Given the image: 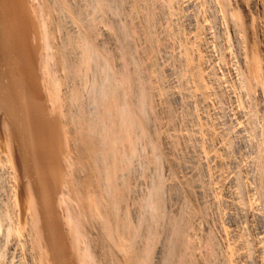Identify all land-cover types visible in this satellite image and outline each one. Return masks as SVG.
I'll return each instance as SVG.
<instances>
[{"label":"rangeland","instance_id":"374dc122","mask_svg":"<svg viewBox=\"0 0 264 264\" xmlns=\"http://www.w3.org/2000/svg\"><path fill=\"white\" fill-rule=\"evenodd\" d=\"M23 1L17 0V2H16V0H7V3L10 6V8L12 7L13 11H15V13H14V19H15L14 27H15V30L17 33V40H16V45L14 46V48H15L14 50H16L14 52V56L16 55L15 57H17V56L19 57V58L17 57V59L19 60V64H18L19 70H20L21 75L25 74V75H23V77L25 78L24 81H26L28 86L32 82L31 85H33V86L30 87V90H31V94L32 93L33 94L29 96V99H33V100L35 99L34 100L35 103H37V104L39 103V108L42 111V113H38L36 118H35V120H36L35 122L36 123L38 122L37 125L40 124L39 125L40 131L37 134V132L34 130V133H36V134H34V136L32 133V137L34 138L33 144H35L33 146L37 147V149H36V147H34L36 150L34 148H32V149H34L35 154H39V156L36 155V157L37 156L39 157V158L37 157V159H38V162L40 164H42L45 161L42 165H40L41 166L40 169H41V172H43L44 176L47 175L45 177V180H44V183L46 182L47 187L44 184V186L41 187L43 189H40V191L41 190L44 191V187L48 188V190L45 188V190H46L45 195H47L48 197H50V196H52V197H50V198H48L46 196L45 197L48 199V200L46 199L47 201H50V203H52L49 205H50V207H52L53 210L51 209L49 211L50 212L53 211L52 213L54 215L51 213V215H53V216H51L49 213H48V215L45 213L47 211V209L42 208V207H44L45 204H47V203L44 204V201H42L43 205L40 203V206L42 205L40 208H42V209H40L39 206L36 208V206H37V204L35 205V203H36L35 199L36 198L33 196L34 191L29 192V190H30V186H29L28 192L31 194L28 193L30 196L27 197L28 202L26 204V207L24 206L25 209H23V211L18 210L19 212H17V216L15 214H13V216H11V218L15 221L13 223V220L10 218L11 219L10 220L11 221L10 222V225H11L10 229L11 230L9 229L10 231H8L7 234L9 235L8 237L11 239V240L8 239V241L10 240L11 242L9 241V243H7V245H6L7 247L4 246L5 248L9 249L8 247L11 245L12 240H15L16 241V248H17V249L15 248L16 252L14 255H12V254L10 255V253L7 252L8 250L6 251V249H4L5 251L4 250L1 251V253L2 252L3 253L0 255V257L1 256L2 257L5 256V257L0 258V261H1L0 264H52L55 262H57L55 264H59V261H60V263H61V261H63V260H61V259H63V257H67L66 262H65L66 264H126V263L127 264H131V263L135 264V263H139V262H135L138 260L140 261V264H141V261L143 259H142V257H141V259H138L140 257H137V256L138 255L141 256L140 254L142 253V251L141 252L139 251L140 254H138L136 256V259H138V260L134 259V261H133V257H135L133 255L137 253L138 249H136V247H139V249H140L142 244L145 245V242L142 241L144 243L141 242L142 244L138 245L137 243L140 242L141 240L136 241L137 243H135V244H137L138 246L136 245L135 250H134V248H132V246L130 247V244H129L130 242H128L129 239H127L129 237V235L126 233L127 232L129 233V232H131V230L133 231V229H135V225H136L135 222L137 220H136L135 215H134L135 212H134V214L132 212L134 211V209L136 210V208H137V207L135 208L136 203L138 204L139 202H141L143 200V197L147 196V194L149 193L148 190L149 191L151 190L152 182L154 181V180L152 181V176L155 174H156V176L158 175L157 178L161 182L162 186L165 185V187H163L164 189H163L162 194L164 197L162 196V199L164 200V205L166 204L164 206L166 208L164 210V213H166V217L168 216V218H169V220H168V218L166 220H168V221L171 220L170 222H172V220L175 221V219H179V221L181 222L180 223L181 229H179V231H178V234L181 232L180 236H178V235L176 236V238L177 237L179 238L177 241V243H178L177 248H179V249L176 248L177 251L178 250L179 251L178 252L175 251V254L176 253H178V254L177 255L174 254L175 258L173 257L174 261L172 262V264H181V263L182 264H185V263L186 264H264V237H263L264 236V222H263V220H264V218H263L264 217V213H263L264 212V198H263L264 195H262V194H264L263 193L264 192V184H263L264 183V167H263L264 166V161H263L264 160V158H263L264 157V150H263V147H264V130H263V127H261V126H263L262 122L264 120V116L262 114V103H261V99H260V94L258 92V90H260L259 88L261 86L263 87V84H264V81H263L264 79L262 78V77H264V59H263L264 58V56H263L264 55L263 54L264 53V37H263L264 36V33H263L264 32L263 31L264 30V28H263L264 27V18H263L264 17V13H263L264 12V6H263L264 0H244V1L243 0H213V1H211V0H208V1L207 0H178V1L177 0H145V1L144 0H120V1L115 0V1H119V2L123 1L122 5H124V6L121 5L122 8H120V3H117V6H119V7H117L118 10H117V8H115L116 12H119V14L110 8H108V9H110V12L104 13V10H103V12L101 11V12H99V14H98V12L96 13V11L99 8L95 7L94 5L97 4V6H100V3L98 0H89V1L88 0H79L81 2L75 0L80 4L79 5L77 2L75 3V4H78V6H80V8L76 7V5L73 4L75 1L71 2V0L65 1L66 6L62 4L61 0H59V2H61V3H59L58 0H25L24 4H23ZM49 1H50V3H49ZM94 1H96V2H94ZM104 1H105L104 5H106L108 0H103V2H101V3L103 4ZM0 2L3 3L0 5L1 6L0 7L1 8L0 14L2 13L3 16L0 15V17H4L5 16L4 2L1 0H0ZM20 2H21V4H20ZM56 2H58L57 4H59L60 6H63V8L66 7L67 10H68V8H70L69 11L71 10V14L75 15V12H76V15H77V13L82 14L83 20L81 19L80 16L78 17L79 14L77 15V17H76V15L74 17V15L69 14L70 12H68L66 10V8L64 9V11H63V8H62V11H60L61 13L64 12V15L62 14L64 16L63 17L59 12V10H61L58 8L59 6L54 5ZM68 2H70L72 6H70V3H68ZM84 2H85V4H83ZM108 2H113V0L108 1ZM236 2H237V4H236ZM256 2L259 5H257ZM67 3L69 4L70 7H67V5H68ZM195 3H197V4H195ZM50 4H51V6L52 5L55 6V8L53 6H52L53 7L52 8L50 6ZM90 4H92V6L94 8H97V10L95 9V11H93L94 8ZM242 4H243V6H242ZM18 5H20V6H18ZM84 5L88 9L83 8ZM162 5H163V7H162ZM175 5H178V6H175ZM209 5H210V7H208ZM49 6L52 9H56V8H58V9L53 10L52 13L51 12L49 13V11H51ZM101 6H103V5H101ZM170 6H172V7L175 6V7L172 8ZM71 7L75 8V9L72 10ZM26 8H28L27 11H26ZM81 8H83V9H81ZM100 8L103 9L105 7L103 6ZM119 8H120V10H119ZM246 8H247V10H246ZM91 9H92V11H91ZM121 9L123 11H121ZM106 10L107 9L105 8V11ZM111 10L114 11L113 14H112L113 11L111 12ZM256 10H258V11H256ZM20 11H23V12H20ZM54 11H56V13ZM57 11L59 12L58 15L60 14L59 16H61V18L62 17L65 18V20L63 18H62L63 20L60 18L61 19L60 22L62 24V21H66L65 26H63L65 23L63 25H61V27H63V28L65 27L64 28L65 31L67 28L66 33L64 32V30H62L63 28H61L59 25L60 22H59V19H57L59 17V16H57ZM65 11H66V14H65ZM73 11H75V12L72 13ZM98 11H100V10H98ZM120 11L122 12L121 15H120V13H121ZM218 12L220 13V15ZM27 13H29V15ZM22 14H23V16H22ZM115 14H117V15H115ZM123 14H124V16H123ZM66 15H70L71 17L73 16L72 19L70 18V16H67V18H70L73 21L68 19V23H67ZM100 15H101V19H100ZM258 15H259V17H258ZM90 16H91V18H90ZM115 16H117V18L120 17L119 20ZM246 17H247V19H246ZM74 18H76V19L78 18V19L76 20ZM220 18H222L224 20H222ZM258 18H260V19L262 18L263 21L259 20ZM79 19L82 20L83 22H86V20L88 19L87 23L89 21L90 22L94 21L93 23L92 22L91 23L94 25V30H96V31L95 32L93 31V26L91 28L92 30L90 29L91 23L89 22L90 25L87 24V25H89L87 27L88 29L86 31L87 34L85 35V33H84L83 38H85V40H87V43L90 42L89 45L93 44L92 46L95 47L94 49H96V47H97L100 52L98 50H96V51H97V53H100V57L103 56V58L106 60V62L108 61L107 67H108L109 72L111 74H113L114 77H116L114 79L119 80L116 83L120 82L121 80L123 82L126 81V83L125 82L123 83L121 81L124 84L121 87L125 88L124 91L127 88V90L125 91L127 93L122 92L123 88L119 87L121 89V92L124 95H126L127 97L128 96L129 97L134 96L137 94L138 90H140V88L137 87V86H139L138 85L139 82L135 78L139 79V77H141L140 78L141 80L139 79L143 83V84H141V86L142 85L144 86V84H146L145 87L147 89L145 88L146 89L145 92L143 91L144 89L141 88L142 91L144 92V98H145V94H147L146 98H148V99H145V109L147 111L145 117L148 115V120L145 119V120H147V122L145 121L146 126H148V127H146L147 129H145V133L148 131L149 134L146 133L147 137H145V139L149 143H151L149 146L152 145L151 148H153V151H151L152 149L150 150L149 149L150 147L148 148L147 146H145L144 151L142 150V155H143L142 157L143 158L148 157V158L144 159L148 166L147 165H145L146 167L144 166L142 173L146 172V171H144V169L145 170L148 169L150 166L149 164L152 165L153 157L155 156L154 154H156V153L158 155V157H157V155H156V157H157V161H158L159 165L156 164V162H155L154 166H156L157 170L155 168H153L154 166L152 165L153 167L150 166L151 170L148 169L149 173L144 174V175L141 174L142 176L140 175L137 177L138 181H136L137 178H134L135 181L134 180L133 181H134V183L136 182L135 183L136 185H134L133 181L131 180L132 178H130V180H129L130 182L128 180L126 181V179H128L127 177L124 179H120L121 181L118 179L119 176L121 175L119 173L121 171L123 173L124 169L129 168L127 164H126V166H123V168H122L123 158L125 156H127L129 153L133 152V150H132L133 147L131 148V145L134 144L132 142V140L133 141L135 140L133 138L130 130L128 131L127 129H125V126H123L124 124H122V121H120L116 117L114 118V114L116 113V111L118 109V107H117L118 102L115 99L109 98V100L107 99V100L103 101L101 104L102 106L104 104L107 105L106 107L103 106L104 109L102 107L103 112L101 111L102 110L101 107H98L97 111L94 114H92V118L97 119V121H98V122L96 121L97 124L99 122L101 123V125H97L98 127L99 126L102 127V125H103L102 123L107 122L108 125L106 123L103 125V131H106V129H108L106 126H110L108 131L112 130L113 126H115L114 128H116L117 131H115L113 129L112 132H110V133L113 134L114 132L115 133L120 132L119 134L117 133L116 136H115V133L113 135H111V136H114L116 141H114V140L112 141L109 139L106 140L105 138L107 136L106 137L104 136L105 138L103 140L102 136L106 133L103 134V131L101 132L102 128L99 127V129L97 128V130H100V131H97V133L101 132V134L99 133L98 136L96 134L95 135L96 137L93 135L95 138L90 134L94 140V143H91V144L87 143L86 140L89 142L91 141V140H89V139H91V138H89L90 137V135L88 134L89 131L86 133L85 131L82 130L85 126V125H83V123H82L83 128H81L82 126L78 125V123L82 120L80 113L76 112V110L80 111V109H79L80 101L79 100L83 101V100H85V98L87 99V96H89V91H90L89 89L92 86L94 79L96 78V75H94V73H93L94 71L93 70L90 71L91 70L90 67L86 68L87 66H89L86 64V62H85L86 60L85 59H84L85 61L83 60L85 63V66H84L83 61L81 62L80 56L82 54L81 55L78 54V53H82L80 49H82V48L84 49V47L82 45L84 43H82L81 45H80V43L83 42L82 36H81L82 32H85V30H83L81 28L82 26H80V25H79V28H81V31L82 30L83 31L82 32L77 31L79 29L77 27L78 23L80 21ZM89 19H92V20H89ZM56 20H58V21H56ZM74 20H76V21L79 20V21L77 23ZM30 21L33 22V24ZM69 21H71V23H69ZM52 22L55 24H53ZM56 22H57V24H56ZM123 22H124V24H123ZM26 23H28V24H26ZM111 23H112V25H110ZM145 23H146V25L144 26ZM80 24H81V22H80ZM84 24L86 25V23H83L81 25H84ZM261 24H263V25H261ZM129 25H130V27H129ZM251 25H252V27H251ZM245 26H246V28H245ZM58 27H60V29H58ZM150 27H151V29H150ZM23 28H25V29H23ZM29 28H32L33 33ZM76 28H77V30H76ZM123 28L127 31H125ZM145 28H147V29H145ZM242 28L244 29V31ZM28 29H29V31H28ZM121 29L124 30L125 32L121 31ZM259 29H261V30L259 31ZM59 30H62V31H59ZM89 30L93 31V33H92L93 35L90 34L91 32H88ZM231 30H234V31H231ZM237 30H238V32H237ZM245 30H246V32H245ZM58 31L61 33V35ZM68 31H70V32H68ZM119 31H121L120 35L122 32H124V33L120 36ZM150 32H151V34H150ZM235 32L239 36L234 34ZM242 32H243V34H242ZM72 33H73V35H72ZM80 33H81V35H78ZM253 33H254V35H253ZM222 34H224L225 36ZM226 34H227V37H226ZM63 36L66 39L67 38H69V39H67V40L65 39L66 41H64V39H62ZM248 36L250 38H248ZM73 37H74V39H73L74 47L72 48V46H71L68 48L66 43L67 42L69 43L68 40H70V38L72 40ZM240 37L243 39H240ZM256 37H257V39H256ZM122 39L124 41L127 40V41H125L127 43L126 45L123 44V41L121 42ZM19 40H20V42H18ZM77 40L78 41L81 40L80 43ZM50 41H52V42H50ZM243 41H244V43H243ZM60 42H62L63 44ZM77 42H78V44H77ZM178 42H180V43H178ZM186 43H187V45H186ZM240 43H242V45ZM179 44L181 46H179ZM243 44H244V47H242ZM245 44L247 47H245ZM75 45H78L77 47H79V48H80V46H82V48H80V49L77 48V50H80V52L74 51L75 54L73 52V55H72L71 50L72 51L75 50V48H76ZM236 45H238V46H236ZM125 46H129V48L126 47V48H128L127 49L128 54L130 53L129 55L125 54V52H123L126 49H124V50L121 49V47L124 48ZM240 47H242V48H240ZM57 48L59 49L60 52L58 51ZM65 48H66V50L68 48V51L71 48L69 51V56L71 55L70 57L75 59L72 68L80 66L78 68V70L80 69L81 72H79L78 74H80V75L82 74L83 76L79 77V75H76L78 72L77 68H76V71H77L76 72L73 69H69V67L66 68V66H65L64 68L67 69V71L69 70V72H67V73H66V70H64L63 68L62 69L60 68L65 63V61H64L65 58L61 56V50L63 53L66 51V50L63 51ZM120 49L122 50V52ZM17 50H18V52H17ZM243 50H244V57H245L246 63L243 62L242 61L243 59L241 58V57H243ZM127 51H126V53H127ZM187 51H188V53H187ZM28 52H29V54H28ZM120 52L124 53L125 57L123 56V54H120ZM178 52H179V54H178ZM184 52H185V55H184ZM15 53H17V54H15ZM58 53H60L61 57L59 56ZM224 53H225V55H224ZM76 55H79V56L76 57ZM83 55H84V53H83ZM127 55L129 57H127ZM181 56H182V58H181ZM183 58H184V60H183ZM224 58H226V59H224ZM78 59H79V61H78ZM36 60H37V62H36ZM130 60L133 63L132 62L129 63ZM186 62H187V64H185ZM78 63H80L81 65H79ZM131 63H132V65H131ZM20 64H21V66H20ZM189 64L193 65V66H190ZM133 65H134V67H133ZM183 65H184V67H183ZM243 65H245V66H243ZM109 67H110V69H109ZM246 67H247L248 71H246ZM58 68H60V69L58 70ZM182 69H184V70H182ZM259 69H261V70H259ZM186 70H188L190 73ZM191 70H193V71H191ZM73 71L76 73H74ZM134 71L135 72L138 71V73H136V74H139V77L135 75ZM181 72H183V73H181ZM185 72H186V74H184ZM240 72H242V73H240ZM70 73H72V75L74 74L73 76H75V77L70 75ZM243 73L245 75L249 76L250 78L248 79V77L243 75ZM85 74H87V75L89 74V75L87 76ZM131 74L135 75L136 77L132 76ZM67 75L69 77H66ZM197 75H199V77ZM130 76H131V78L135 77L134 78L135 81L138 82L137 86L135 83H134L135 85L134 84L130 85V82L132 83V81H133L131 78L129 79ZM72 77H73V79H72ZM77 77L80 78L79 80L81 82L78 80ZM86 77H87V79H86ZM120 77L121 78L123 77L124 80L121 79ZM63 78H65V82H64ZM66 78H67V80H66ZM75 78L80 83L76 82V80H74ZM187 78H189V79H187ZM191 78H193V79H191ZM68 79L70 80V82H68L69 81ZM92 79H93V81H91ZM72 80H74L76 83L74 81L71 82ZM130 80H132V81H130ZM199 80H200V82H199ZM239 81H241V82H239ZM34 82H35V84H34ZM60 83H62V84H60ZM70 83H72V84H70ZM81 83H82V86H81ZM128 83H129V85H128ZM58 84H60V85H58ZM85 84H87V85H85ZM119 84H121V83H119ZM256 84H257V86H256ZM76 85L77 86L80 85V86L77 87ZM132 85H134L135 89H136V87L139 89L133 90L134 88ZM74 86H76L77 88ZM126 86H128V87H126ZM66 88H68V89H66ZM70 88H71V90L74 89V90H72L74 93H72V92L71 93L73 94V96L75 95L76 97L72 96V94L70 93V90H69ZM130 88H132V91H133L132 93H129ZM232 89L235 91H233ZM230 90H232V91H230ZM187 91H192V92H187ZM69 93L71 94L72 97H70ZM233 93H234V95H233ZM78 94H81V95H78ZM35 95H36V97H35ZM148 95H150V96H148ZM79 96L82 98H80ZM69 98L73 101L74 104H77L76 102H79V104L74 105L73 103H70L72 101H70ZM42 99H44V100H42ZM251 101H253V102H251ZM40 102L42 103V105ZM107 102H108V104H107ZM113 102L115 103L114 106L117 107L116 111H114V112L110 111L109 113H105V111L108 112L107 108L108 107L110 108V106L112 104H114ZM234 102L236 103V105ZM259 103H260L261 108L259 106ZM148 104H149V107H148ZM43 106H44V108H43ZM71 106H72V108H73V106L74 107L76 106L77 107V108L75 107L76 110H73L75 108L71 109L70 108ZM256 106H258V107H256ZM67 108L71 109V111ZM111 108H113V105L111 106ZM111 108L109 110H112ZM150 108H152L153 110ZM113 109H115V108H113ZM43 110H46V112H44ZM68 111H69V113L71 112V114H73L72 117L69 116L70 118L75 117L73 123L77 121V117L80 118V121L79 122L77 121L76 125H75V123L73 124L72 122H70L71 124L68 123V120L70 119L66 114V112H68ZM74 111H75V113H74ZM99 111L102 112V116H101V112H99ZM244 111H245V113H244ZM251 111H252V113H251ZM235 112H236V114L234 115ZM109 115H113V118L110 120L108 119ZM40 116H41V119H40ZM104 116H106V117H104ZM54 118H57L59 120L56 121V119H54ZM67 118H68V120H67ZM52 119H54V123H55V121H56V123L60 121L59 123H61V124L58 123L59 126H57L58 124H56V123L55 124L50 123L51 121L53 122ZM75 119H76V121H75ZM48 120H51V121L47 122ZM116 121H118L119 124H117ZM49 123H50V125H52L51 128L49 127V125H47ZM254 125L256 126L255 129H254ZM258 125H260V126H258ZM53 127H54V129H53ZM56 127H59L58 130L59 129L60 130L58 132L62 131L63 134L61 132H60L61 134H59L57 132ZM257 127H258V129H257ZM259 127H260V129H259ZM3 129H4V127H3ZM85 130H87V129H85ZM45 131H47V132H45ZM108 131H106V132H108ZM8 132H9V130L6 131L4 129V132L2 130V132H1V133H3L2 137L5 133L7 135ZM47 134H48V136H47ZM125 134H127V137H128V135H130L128 137V139L133 138L131 141H130V139L129 140L127 139V142H132V143L127 144L126 146H125V144L127 142L124 140V138L126 139V137H124ZM244 134H245V136H244ZM6 135H4V137ZM51 135H53V137ZM55 135L59 136V137L57 136L59 140H57V138L54 137ZM88 135H89V137L87 138ZM100 135H102L101 136V142L103 141L104 144L108 143V142L105 143V141H109V143H111L110 141H112L113 143L117 142V143H114L116 145V144H118V141H119V145H117V146H118V150L121 148L120 149L121 151H119L120 153L118 152V150H116L117 147L114 144L113 145L116 147V148L114 147L116 150V153H115V150H112L114 148L110 149L108 147L109 143L107 144V146H104L103 143L101 144L100 139L98 140V138H100ZM118 135L119 136L122 135V138H123L122 140H124L125 142H123V141L120 142L121 140H119L120 138ZM111 136H109L110 139H113ZM150 136H152V137H150ZM2 137H1V140L2 141L5 140V143L3 142L4 143L3 144L0 142L1 143L0 148H2V149H0V156H4L6 158H7V156H9V158L11 156L12 159H14V156H13L14 151H11L12 145L10 143L9 144L6 143L7 137L5 139ZM50 137H52L53 139L51 140ZM62 138H64V139L62 140ZM71 138H72V140H71ZM81 138H82V140H81ZM117 138H119L118 141H117ZM95 140L98 142V145H97V143L95 144ZM137 140L138 139H136V141ZM57 141H60V143H58V145L56 146ZM136 141H134V142H136ZM143 141L145 142L144 139L142 140V142ZM152 141L155 142V144H157V145H155L157 147L155 150V151H157L156 153H154V149H155L154 147L155 146H153L154 143ZM48 142H50V143H48ZM61 142H64V143L61 144ZM144 142L142 144H144ZM83 143H86V145ZM122 143H124V144L121 145ZM6 144H7V147H9L11 145L10 146L11 148L9 147L10 150H9V148L6 147ZM44 144H46V145H44ZM92 144L97 145L98 148L100 147V151H101L100 153H102V152H104V154H105V152L107 153L108 149H105L106 147L112 151V152L111 151H109V152H111L113 154L115 153V155L112 154L113 155V157H112L111 154H110V156H108L109 155L108 154L109 152H108L105 155V157L107 159L103 158L104 156L101 155L102 156L101 160L105 159L107 161L109 159L108 157L113 158V160H111V162L107 161L108 165L110 163H112V165H109V167L105 166V164H107V162L102 163L104 160L101 161V163L97 164L98 165L97 167H99L101 164H103L102 165L103 167L104 166L107 167L108 171L106 170V172H108L107 174H109V175L112 174V169L115 170L114 173L115 172L116 173L115 174L113 173L114 174L113 181H112V179H107V178H109V177H107V174H106V176H105L106 178L104 180V174L103 173H106V172L103 171L104 168L102 166L99 167L100 168L99 170H101V169H103V170H101V172H98V171L96 172V170H98V168L95 167V165H94L96 173L93 171L94 168L92 169V167H91V165L93 163L91 162L92 164H90V161H92V159H93L91 157V156H93V154H91V156H90V153H91L90 149H92V148H90V146H92ZM39 145H41V146H39ZM61 145H64V146L62 147ZM88 145H89V147H88ZM95 145H93L92 147H94ZM101 145L104 146L103 151L101 149L102 148ZM128 145L130 146L131 149L127 148V147H129ZM54 146L57 147V148L55 147L56 150L54 149ZM82 146H84V147L81 148ZM87 147L90 149H88ZM6 148H7V150H6ZM46 148H48V149H46ZM61 148H62L63 152H62ZM124 148H126V149H124ZM259 148L262 152L259 150ZM96 149L97 148H95V150ZM146 149H147V151H146ZM12 150H13V148H12ZM57 150L60 154H58L56 152ZM82 150H85V152H87V154ZM129 150H131V152L126 153ZM37 151L38 152L42 151V153L40 154V152L38 153ZM52 151H54L56 153V155L57 154L59 155V157L58 156L56 157V155H54L58 161L55 160V158L52 156L53 154H55V153H52ZM88 151H89V153H88ZM150 151H151V153H154V154L153 155L150 154ZM69 152H70V154H69ZM123 153H126V154L124 155ZM131 154H133V153H131ZM85 156H87V157H85ZM120 156H121V162L118 163L120 161L119 160ZM77 157H79V158H77ZM89 157H90V159H87ZM9 158H7V159H9ZM41 158H42V160H41ZM52 158H54L55 163L57 161V163H56L57 166L59 165L57 167L58 173L56 171L57 169H55L53 171L52 169H54V168H51V167H54V165H55V164H53L54 161ZM47 159H49V161ZM82 159H84V160H82ZM150 159H151V161L149 162ZM80 160H82L83 163ZM248 162H249V164H248ZM52 164H53V166H51ZM79 164H80V166H79ZM258 164L260 167L258 166ZM4 165H5V163H4ZM84 165L85 166L87 165V166L84 168ZM117 165H118V167H117ZM110 166H111V168H110ZM55 167H56V165H55ZM71 168H72V170H71ZM81 168H83L84 170ZM116 168H117V170H116ZM259 168H260V170L262 169L261 170L262 172L259 170ZM89 169H91V170H89ZM65 170L66 171L68 170L69 172L68 171L66 172ZM55 171H56V174L54 173ZM91 171H93V172H91ZM110 172H111V174H110ZM125 172H128V170H125ZM155 172H158V174ZM49 173H51V174L54 173L55 175H58V176L57 177L55 176L56 177L55 178L54 175L52 176ZM83 173L86 175H84ZM89 173L90 174L93 173L94 176L90 175ZM96 174L99 176L98 177V179L100 181V182L98 181L99 184L102 181H104L103 183H101V187H100V185L96 184V183H98L97 181H95V180H97ZM43 175H42V181L44 178ZM239 175H240V177H239ZM86 176H88V177H86ZM100 177L101 178L103 177V178L100 179ZM115 178L119 180V182H118L119 187L116 186L118 180L116 181ZM240 178H241V180H239ZM48 179H49V182H48ZM54 179H56V180L59 179L57 182L58 184L55 182L56 180H54ZM93 180L96 183H92ZM108 181H110V183ZM131 181H132V183H131ZM123 182L124 183L129 182L128 184L124 185V187L126 186L125 188L122 187ZM53 183H54V185H53ZM55 184H56V187H55ZM106 184H109V186H107ZM48 186H50V187H48ZM88 186H89V188H88ZM97 186H99V188H101V189H99V190H98V188L96 189ZM120 186L123 189L120 188ZM53 187L56 189H54ZM115 187H118V191L116 189L117 192H115V194L116 195L118 194L119 196H121L123 198V200H121L119 198H117L118 201L116 200V197L118 195L116 196L114 194ZM135 187L137 188V191L135 190L136 189ZM259 188H260V191H259ZM65 189H66V191H65ZM130 189H131V191H132V189H134L138 193L137 194L135 191H134V193H132L133 191L131 192L133 195L137 194L136 196H139V193H140V192H138L139 190L142 193L143 192H147V193L143 194V195L141 193V195L138 197V198H140L143 196L141 198V201H140V199L138 200V198L134 195L133 199H135V201H132L133 200L132 197L128 196V195H130L129 194ZM100 190H101V192H100ZM109 190L111 191V193ZM102 191H104V192H102ZM108 192H109V194H107ZM48 193H49V195H48ZM37 194H38L37 198L39 196L38 199H40L41 194L39 192ZM103 194L105 195V197L107 199L105 197L103 199ZM112 194L115 195L114 201H113L114 196L111 197ZM132 194L130 196H132ZM97 196H100V198ZM134 197H136V198H134ZM38 199H37V201H39ZM96 199H97V201H96ZM116 201H117V203H115V205H119L122 203L121 204L122 206L121 205H119L120 207L117 206V210L119 211V208H120L122 211H120L119 213L123 216H121L120 214H119L120 215L119 217L116 216L117 211L114 212L115 210H112V208L114 209L115 205L112 206L111 202H116ZM121 201H123V202H121ZM190 203H191V205H190ZM108 204L110 206H112V208L110 209L112 211V214L115 213V214H113V215H115L114 216L115 218H113L112 214L109 215L110 217L113 218V221L109 216L108 217L111 219V221L109 219H107L106 213H108V212H104L105 210H107V209H105L106 207L104 205L107 206ZM91 205H93V206L91 207ZM109 205H108L107 211H109ZM38 208H39L40 212H42L41 214L45 213V214H43L44 215L43 217H42V215L38 216L39 215V210H37ZM93 208L97 211L94 212ZM42 210H44V212ZM88 210H89V212H88ZM91 210L93 212H91ZM145 210L149 211L150 209L148 210V208H147ZM181 210H183V211H181ZM110 213L111 212H109V214ZM131 213L133 215H130ZM104 214H106V215H104ZM18 215H19V218H17ZM49 215L51 217L48 218ZM73 215H75V216H73ZM169 215L170 216L172 215L171 218L169 217ZM132 216H133V218H132ZM44 217H46L47 219H45ZM52 217H54V219L52 221H54L56 219L54 221V223L56 222L55 225L57 224V228L59 231L56 229L55 225H54V227H52L53 225L50 226L53 223V222L51 223ZM103 217H104V219H103ZM43 219H45L44 220L45 222L43 221ZM49 219H50V221H49ZM106 219L109 222L104 221ZM114 219H115V221H114ZM19 221H20V223H19ZM42 221L46 225H44L43 223L41 224ZM76 222L79 224H77ZM105 222H107V223L102 224ZM177 222H178V220H177ZM17 223H18L19 227H18ZM80 223H82V224H80ZM83 223L84 224L86 223V225H84ZM99 223H101V225H103L102 227L101 226L100 227L101 228L104 227L105 230L102 229V231L103 232L107 231L106 233L105 232L103 233L101 231L100 227H98V229H97V226H99ZM118 223H119V226H117L116 229H119V227H120L121 230L119 229L118 230L119 232L117 233L116 232L117 230L115 228H113V229H110V228H112V226L115 227L114 225H116V224L118 225ZM167 223H165L166 226L164 224V226H165L164 230H166V231L163 233H164V237H166V239H169V237L171 238L172 234H174L173 231H172L173 233L171 232V230H173L172 229L173 223L171 225L172 228L169 226L171 228V230L168 231V234L166 235L165 233H167V230L170 229V228H167V225H169L170 223H168V224ZM107 224L108 225L111 224L110 228H108V229H107V227H108ZM42 225L44 227L48 228L49 231H47V229L45 228V230L47 232L46 231L44 232L43 231L44 228L42 227ZM132 226L134 228H132ZM81 227H84L85 230ZM54 228H55L54 232H56V230L58 231L55 234L52 233ZM129 228H130V230H129ZM165 228H167V229H165ZM97 230L101 231V233L105 237V239L109 235L110 237H108V238H110V240L107 241L108 239H106V241H105V239H103L101 241L102 243H99V245L96 244V243H98L99 240H101L100 237H102V236L98 235V234H100V232L98 233ZM84 231L87 233H85ZM108 231H110V232H108ZM134 232L135 231H133L132 233H134ZM169 232H171L172 234ZM58 233H60V234H58ZM56 234H58V235H56ZM90 234L91 235L93 234V236L90 237ZM112 234L114 235V238H112L113 237ZM125 234L127 235V238H125V236H124ZM53 235L55 237L56 236L59 237V235H60L59 239L61 238V240L59 243H61V245H62L61 247L65 251V252L61 251L62 254L63 253L65 254V255L63 254L62 255L63 257L61 256V258H60V255H58L60 253V251H57L61 247H58V249L56 248L57 246L55 247V244H56L55 242L57 241V238L56 239L53 238ZM97 235L99 236L100 239L97 238L98 237ZM183 235H185L184 238H183ZM45 236H47V237H45ZM173 236L175 238V234ZM104 237H102V238H104ZM160 237H162V236H160ZM116 238L118 240L117 241L118 243L115 240ZM120 238H122V239L125 238L127 240L124 239L125 241L121 242L123 240ZM163 238H159L160 241L156 240L157 242L155 241V243H154V245L155 244H157V245H155V247L152 248L153 256L151 255L152 256L151 258H153V259L150 258V260H152L154 263L149 260V262H151V264H161V262H163L162 257L164 255V253L162 250H164L165 243H166V242H164V240L167 241L165 238L163 240ZM174 238H172V239H174ZM42 239H48V240H42ZM54 239H55V241H54ZM111 240H113V242ZM47 241L49 243H46ZM179 241L181 244L179 243ZM91 242H93V243L96 242V243L94 245ZM103 242H105V244H106V242H108V243H107V245H105ZM119 243H122L121 244L122 246L125 245V243L129 244V245H125V246H128L129 249L132 248L134 250L132 253H134L135 251H136V253L131 255L132 253H130V252L132 250H130L129 252H126L129 254H127V255H126V253L124 254V252L127 250L126 248H128V247L122 248V246ZM41 244L44 246H42ZM47 244H49V248H48ZM102 244H104L105 248H107V246L110 244V246H108V251H106L107 249L105 250L106 252L102 251V249L100 248L103 246ZM190 244H191V247H190ZM97 245H98V247H97ZM120 246H121V248H119ZM89 247H91L93 249H91ZM94 247H95V249H94ZM117 248H119V249H117ZM98 249L100 251H98ZM121 249H123L122 250L123 252H120ZM124 249H126V250H124ZM142 249H140V250H142ZM153 251H155V252H153ZM51 252H52L53 257L51 255ZM55 255H57V256H55ZM6 256H7V258H6ZM57 257H59L60 260ZM50 258L51 259L53 258V260H51ZM187 258L189 260H187ZM49 259H50V261H49ZM56 259L59 261H57ZM63 263H64V261H63Z\"/></svg>","mask_w":264,"mask_h":264},{"label":"bare ground","instance_id":"6f19581e","mask_svg":"<svg viewBox=\"0 0 264 264\" xmlns=\"http://www.w3.org/2000/svg\"><path fill=\"white\" fill-rule=\"evenodd\" d=\"M1 1H3L4 2V12H5V16L4 17H0V142L1 143H5V140L4 141H2L1 140V137H2V134L3 133H1L2 132V130H3V132H4V129L6 130V131H8L9 130V132L7 133V135H6V133L4 134V135H6L5 137H4V135H3V137L2 138H6L7 137V139H6V143H10L11 145H12V148H13V150H12V148H11V151H14V159H12V157L10 156V158H9V156H7V158H9V159H7L6 157H4V156H0V255L3 253H1V251H3L4 249H6V251L7 252H9L10 253V255L12 254V255H14L15 254V252H16V250H15V248H16V241L15 240H12V243H11V245L8 247L9 249H7V248H5L4 246H6L7 245V243H9V241L11 240L8 236V231H10L11 229H10V227H11V225H10V220L12 219L11 218V216H13V214H15L16 216H17V212H19L18 210H22L23 211V209H25V207H26V204H27V197L28 196H30L29 194H31V193H29L30 191L31 192H33L34 191V197L36 198L35 200V205L37 204V206H36V208L39 206V208L43 205L42 204V201H44V204L45 203H47V204H45V206L44 207H42V208H46L47 209V211L45 212L47 215H48V213L51 215V213L53 212H50L49 210H51L52 209V207H50V205L49 204H52V203H50V201H47L48 199L46 198V197H48L47 195H45L46 194V190H45V188L47 187L46 186V182L44 183V180H45V177L47 176H44L43 175V172H41V166L40 165H42V164H40L39 162H38V159H37V157L39 156V154H35V151H34V147H36V146H33V145H35V144H33V142H34V138L32 137V133H33V136H34V134H36V133H34V130L37 132V134L39 133V131H40V124L39 125H37V123L35 122L36 120H35V118H36V116H37V114L38 113H42V111L40 110V108H39V103L37 104V103H35V99L33 100V99H29V96L30 95H32L31 94V90H30V87H32L33 85H31L32 84V82H31V84L28 86V84L26 83V81H24L25 80V78L23 77V75H25V74H23V75H21L20 74V70H19V60L17 59V57H15L14 56V52L16 51V50H14L15 48H14V46L16 45V40H17V33H16V30H15V27H14V24H15V19H14V13H15V11H13V8L11 7L10 8V6L8 5V3H7V0H1ZM23 1V0H22ZM25 1V0H24ZM24 1H23V4H24ZM65 1L66 0H61V2H62V4L63 5H65ZM73 1H75V0H71V2H73ZM77 1H79V0H77ZM77 1H75L73 4H75ZM89 1V0H88ZM99 1V3H100V6H97V4L96 5H94L95 7H98L99 9L98 10H100V11H98L97 10V8H94L93 6H92V4H90L93 8H94V10L93 11H95V9L97 10L96 11V13L98 12V14H99V12H103V10H104V13L106 12H110V9H113L115 12H116V10H115V8H117V7H119V6H117V3H120V8H122L121 7V5H122V2H119V1H115V0H113V2H108V1H111V0H108L107 1V3H106V5H104L105 4V1H104V3L102 4L101 2H103V0H98ZM145 1V0H144ZM178 1V0H177ZM208 1V0H207ZM211 1H213V0H211ZM244 1V0H243ZM16 2H17V0H16ZM15 2V3H16ZM53 2V1H52ZM51 2V3H52ZM58 2H59V0H58ZM58 2H56L54 5H57V6H59L58 8L59 9H61V10H59V12L60 11H62V8H63V6H60L59 4H57ZM61 2H59V3H61ZM79 2H81V1H79ZM94 2H96V1H94ZM164 2V1H163ZM162 2V3H163ZM168 2V1H167ZM215 2V1H214ZM241 2V1H240ZM246 2V1H245ZM49 3H50V1H49ZM68 3H70V2H68ZM67 3V4H68ZM78 3V2H77ZM87 3V2H86ZM172 3V2H171ZM177 3V2H176ZM239 3V2H238ZM262 3V2H261ZM1 4H3L2 2H0V5ZM20 4H21V2H20ZM79 4V3H78ZM78 4H75L76 5V7H79L80 8V6H78ZM83 4H85V2L83 3ZM82 4V5H83ZM95 4V3H94ZM125 4V3H124ZM168 4V3H167ZM178 4V3H177ZM195 4H197V3H195ZM208 4V3H207ZM216 4V3H215ZM226 4V3H225ZM236 4H237V2H236ZM240 4V3H239ZM245 4V3H244ZM249 4V3H248ZM256 4H257V2H256ZM80 5V4H79ZM99 5V4H98ZM101 5H103L107 10L105 11V8H103V9H101L100 7H103V6H101ZM172 5V4H171ZM246 5V4H245ZM257 5H259V4H257ZM18 6H20V5H18ZM50 6H51V4H50ZM49 6V7H50ZM53 6V5H52ZM51 6V7H52ZM56 6V7H57ZM66 6V5H65ZM70 6H72L71 5V3H70ZM69 6V4L67 5V7H70ZM122 6H124V5H122ZM165 6V5H164ZM175 6H178V5H175ZM174 6V7H175ZM196 6V5H195ZM215 6V5H214ZM220 6V5H219ZM230 6V5H229ZM242 6H243V4H242ZM264 6V5H263ZM1 7V6H0ZM26 7V6H25ZM50 7V9H51V11H49V13L51 12L52 13V11L53 10H56V9H58V8H56V9H52L53 7L55 8V6H53L52 8ZM61 7V8H60ZM90 7V6H89ZM91 7V8H92ZM128 7V6H127ZM154 7V6H153ZM162 7H163V5H162ZM170 7H172V6H170ZM174 7H172V8H174ZM208 7H210V5L208 6ZM218 7V6H217ZM250 7V6H249ZM254 7V6H253ZM22 8V7H21ZM43 8V7H42ZM66 8V7H65ZM65 8H63V11H64V9ZM83 8H87L85 5H84V7ZM83 8H81V9H83ZM108 8H110V9H108ZM120 8H119V10H120ZM124 8V7H123ZM1 9V8H0ZM69 9L70 8H68V10H67V8H66V10L68 11V12H70L69 14H71V10L69 11ZM71 9L73 10V9H75V8H73V7H71ZM88 9V8H87ZM132 9V8H131ZM164 9V8H163ZM171 9V8H170ZM177 9V8H176ZM231 9V8H230ZM241 9V8H240ZM244 9V8H243ZM249 9V8H248ZM258 9V8H257ZM28 10V8H26V11ZM113 10H111V12L113 11ZM117 10H118V8H117ZM125 10V9H124ZM161 10V9H160ZM232 10V9H231ZM246 10H247V8H246ZM17 11V10H16ZM25 11V10H24ZM42 11V10H41ZM89 11V10H88ZM91 11H92V9H91ZM114 11L112 12V14L114 13ZM121 11H123L122 9H121ZM120 11V12H121ZM151 11V10H150ZM175 11V10H174ZM245 11V10H244ZM254 11V10H253ZM256 11H258V10H256ZM262 11V10H261ZM260 11V12H261ZM18 12V11H17ZM20 12H23V11H20ZM29 12V11H28ZM44 12V11H43ZM55 13H56V11H54ZM53 12V13H54ZM58 11H57V16H59L60 14L62 15H64V12L63 13H61L60 12V14L58 15V13H59ZM67 12V13H68ZM75 11H73L72 13H74ZM133 12V11H132ZM143 12V11H142ZM259 12V13H260ZM116 13H118L119 14V12H116ZM125 13V12H124ZM127 13V12H126ZM139 13V12H138ZM151 13V12H150ZM154 13V12H153ZM152 13V14H153ZM219 13V12H218ZM245 13V12H244ZM264 13V12H263ZM28 15H29V13H27ZM65 14H66V11H65ZM79 13H77V15H78ZM122 14V12L120 13V15ZM142 14V13H141ZM144 14V13H143ZM151 14V15H152ZM164 14V13H163ZM174 14V13H173ZM261 14V13H260ZM1 16H3L2 15V13L0 14ZM20 15V14H19ZM53 15V14H52ZM62 15V16H63ZM71 15H74V14H71ZM75 15H76V12H75ZM75 15H74V17H75ZM77 15H76V17H77ZM85 15V14H84ZM94 15V14H93ZM92 15V16H93ZM103 15V14H102ZM115 15H117V14H115ZM128 15V14H127ZM172 15V14H171ZM219 15H220V13H219ZM227 15V14H226ZM248 15V14H247ZM22 16H23V14H22ZM25 16V15H24ZM49 16V15H48ZM67 16H70V15H66V18H67ZM81 17V19L83 20V15L82 14H79L78 15V17ZM87 16V15H86ZM123 16H124V14H123ZM230 16V15H229ZM244 16V15H243ZM16 17V16H15ZM27 17V16H26ZM64 17V16H63ZM62 17V18H63ZM73 17V16H72ZM72 17L70 16V18L72 19ZM89 17V16H88ZM116 18H117V16H115ZM128 17V16H127ZM149 17V16H148ZM160 17V16H159ZM258 17H259V15H258ZM262 17V16H261ZM61 18V16H59L57 19H59V22H60V20L62 19H60ZM70 18H67V23H68V19L69 20H71ZM87 18V17H86ZM90 18H91V16H90ZM120 18V17H119ZM119 18H117L118 20H119ZM130 18V17H129ZM238 18V17H237ZM264 18V17H263ZM28 19V18H27ZM30 19V18H29ZM64 20H65V18H63ZM62 19V20H63ZM74 19H76V18H74ZM78 19V18H77ZM76 19V20H77ZM100 19H101V15H100ZM125 19V18H124ZM220 19H222V18H220ZM226 19V18H225ZM233 19V18H232ZM246 19H247V17H246ZM245 19V20H246ZM252 19V18H251ZM259 20H262V18L260 19V18H258ZM76 20H74L75 22H77L78 23V21L80 20H78V21H76ZM82 20H80L79 21V23H78V28H79V25L80 26H82L81 28L83 29V30H85V32H82L81 31V28H79L78 30H77V28H76V30L77 31H81L82 32V35H81V33L80 34H78V35H81L82 36V40H83V42H81L80 43V41H78L79 43H80V45L82 44V43H84V44H82L83 45V47H84V49L82 48V46H80V48H82V49H80L79 47H77L78 45H75V50H71V53H72V55H73V52L75 51V52H80V50H81V52L82 53H78V54H82L83 55V53H84V55L81 57L80 56V60H81V62L84 60L85 62H86V64L87 65H89V66H87L86 68H89L90 67V71H94L93 73H94V75H96V78L94 79V82H93V84H92V86L90 87V91H89V96H87V99L85 98V100H83V101H81V100H79L80 101V104H79V102H76L77 104H74L73 103V101L69 98V100L70 101H72V102H70L69 100V102L70 103H73L74 105H78L79 104V109H80V111H77L76 110V108L73 106V108H75V109H73L72 108V106L70 107L71 109H73V110H76V112H79L80 113V115H81V119L83 120H81L80 121V118H78L77 117V121L79 122L78 123V125H80V126H82L81 128H83V125H85L84 126V128L82 129L83 131H85L86 133L89 131V135L91 134L92 136L94 135H96L97 134V136L99 135V133L101 134V132L103 131V125L106 123L107 124V122H103L102 124V127L101 126H99L100 128H102L101 129V132H99V133H97V131H100V130H97V128L99 129V127L97 126V125H101V123L99 124H97V119H93L92 118V114H94L96 111H97V109H98V107H101V109H102V107L104 106V107H106L107 105H101L102 104V102L103 101H105V100H109V98H111V99H115L117 102H118V105H117V107H118V109H117V107L116 106H114L115 105V103L114 104H112L113 105V108H115V109H113V108H111V106H110V108L113 110H109L108 108H107V111L108 112H106L105 111V113H109L110 111L111 112H114V111H116V109H117V111H116V113L114 114V118L116 117L117 119H119L120 121H122V124H124L123 126H125V129H127L128 131L130 130V132H131V134H132V136H133V138L135 139L134 141H136V139H138L136 142H134L131 138H129L130 139V141L132 140V142L134 143V144H132L131 145V148H132V150H133V152H131V150H129V151H127L126 153H129V152H131V153H133V154H131V153H129L127 156H123L124 158H123V163H122V168H123V166H126V164L128 165V169L126 168V169H124L123 171V173H122V171L119 173V174H121L120 176H119V180L120 179H124V178H128V179H126V181L128 180H130V178H132L131 180L133 181L134 180V178H137L138 176H140L141 174H147V173H149V170H151L150 168L151 167H153L155 164V162H156V164H158L159 165V163H158V161H157V157H158V155H157V151H155L156 150V146L155 145H157V144H155V142H153L154 144H153V146H155L154 148V153H156V154H154V153H151V151H153V148H151V146H149L151 143H149L146 139H145V137H147V134L146 133H148V131L145 133V129H147L146 127H148V126H146V122H147V120H148V115L145 117V115H146V109H145V99H148V98H146V95L147 94H145V98H144V92L146 91V87H145V85L146 84H144V86L142 85L141 86V84H143L142 83V81H140L141 79V77H139V74H136V73H138V71L137 72H135V75L136 76H138L139 77V79L138 78H135L136 76L135 75H132V76H135V77H132L131 78V76L129 77V79L131 78L132 80H130V81H132V83L130 82V85L131 84H136V86H137V84H138V82H139V86H137V87H139L140 88V90H138V92H137V94L136 95H134V96H126V95H124L122 92H125L126 90H127V88H126V90L124 91V89L125 88H123V87H121V86H123L124 84V82L126 83V81H120V82H118V83H116L117 81H119V80H116V79H114V78H116V77H114V75L113 74H111L110 72H109V70H108V67H107V65H108V61L106 62V60L103 58V56H101L100 57V53H97V51L96 50H98L99 51V49L96 47V49H94L95 47H93L92 45H89V43H87V40H85V38H83L84 36H83V34L85 33V35L87 34L86 33V31H87V27L90 25V23L92 22H94V21H89L88 23H87V20H86V22H83ZM84 20V21H85ZM89 20H92V19H89ZM154 20V19H153ZM222 20H224V19H222ZM236 20V19H235ZM56 21H58V20H56ZM71 21H73V20H71ZM71 21H69V23H71ZM129 21V20H128ZM131 21V20H130ZM243 21V20H242ZM263 21V20H262ZM20 22V21H19ZM31 22V21H30ZM80 22H81V24H83V23H86V25L87 24H89V25H81L80 24ZM114 22V21H113ZM122 22V21H121ZM126 22V21H125ZM32 24H33V22H31ZM53 23V22H52ZM65 23V24H64ZM91 23V27H90V29L92 28V26H93V31L95 32L96 30H94V25ZM96 23V22H95ZM94 23V24H95ZM109 23V22H108ZM115 23V22H114ZM151 23V22H150ZM233 23V22H232ZM240 23V22H239ZM238 23V24H239ZM255 23V22H254ZM21 24V23H20ZM26 24H28V23H26ZM53 24H55V23H53ZM56 24H57V22H56ZM64 24V25H63ZM123 24H124V22H123ZM131 24V23H130ZM153 24V23H152ZM30 25V24H29ZM60 27H61V25H63V26H65L66 25V21H62V24H61V22H60ZM76 25V24H75ZM96 25V24H95ZM110 25H112V23L110 24ZM114 25V24H113ZM146 25V23L144 24V26ZM241 25V24H240ZM244 25V24H243ZM246 25V24H245ZM253 25V24H252ZM252 25H251V27H252ZM261 25H263V24H261ZM34 26V25H33ZM32 26V27H33ZM70 26V25H69ZM86 28H84V27ZM119 26V25H118ZM238 26V25H237ZM236 26V27H237ZM24 27V26H23ZM27 27V26H26ZM55 27V26H54ZM60 27H58V29H60ZM71 27V26H70ZM74 27V26H73ZM117 27V26H116ZM122 27V26H121ZM129 27H130V25H129ZM152 27V26H151ZM151 27H150V29H151ZM235 27V28H236ZM250 27V26H249ZM260 27V26H259ZM258 27V28H259ZM52 28V27H51ZM57 28V27H56ZM61 28H63V27H61ZM65 28V27H64ZM64 28L62 29V30H64ZM114 28V27H113ZM127 28V27H126ZM148 28V27H147ZM147 28H145V29H147ZM245 28H246V26H245ZM261 28V27H260ZM264 28V27H263ZM23 29H25V28H23ZM31 31H32V33H33V30H32V28H29ZM29 29H28V31H29ZM55 29V28H54ZM124 29V28H123ZM131 29V28H130ZM144 29V28H143ZM149 29V30H150ZM233 29V28H232ZM243 29V28H242ZM62 30H59V31H62ZM69 30V29H68ZM74 30V29H73ZM92 30V29H91ZM125 30V29H124ZM124 30H122L121 29V31H124ZM148 30V31H149ZM236 30V29H235ZM248 30V29H247ZM250 30V29H249ZM253 30V29H252ZM261 29H259V31H260ZM58 31V32H59ZM72 31V30H71ZM76 31V32H77ZM93 31H88V32H91L90 34L91 35H93L92 33H93ZM121 31H119V35H120V32ZM125 31H127V30H125ZM124 31V32H125ZM151 31V30H150ZM231 31H234V30H231ZM242 31V30H241ZM243 31H244V29H243ZM258 31V30H257ZM264 31V30H263ZM21 32V31H20ZM64 32L66 33L67 32V28H66V31L64 30ZM68 32H70V31H68ZM75 32V33H76ZM124 32H122L121 33V35L124 33ZM237 32H238V30H237ZM245 32H246V30H245ZM249 32V31H248ZM252 32V31H251ZM250 32V33H251ZM57 33V32H56ZM60 33V32H59ZM63 33V32H62ZM74 33V34H75ZM78 33V32H77ZM76 33V34H77ZM127 33V32H126ZM147 33V32H146ZM233 33V32H232ZM262 33V32H261ZM264 33V32H263ZM51 34V33H50ZM68 34V33H67ZM75 34V35H76ZM133 34V33H132ZM150 34H151V32H150ZM234 34H236V32L234 33ZM242 34H243V32H242ZM241 34V35H242ZM23 35V34H22ZM60 35H61V33H60ZM63 35V34H62ZM72 35H73V33H72ZM118 35V34H117ZM118 35V36H119ZM120 35V36H121ZM129 35V34H128ZM222 35H224V34H222ZM237 35V34H236ZM235 35V36H236ZM253 35H254V33H253ZM263 35V34H262ZM54 36V35H53ZM127 36V35H126ZM225 36V35H224ZM237 36H239V35H237ZM47 37V36H46ZM62 37V36H61ZM71 37V36H70ZM75 37V36H74ZM74 37L72 38V40H71V38H70V40H68L69 41V43L67 42L66 43V45H67V47L69 48V47H71L72 46V48L74 47V45H73V39H74ZM129 37V36H128ZM131 37V36H130ZM179 37V36H178ZM226 37H227V34H226ZM234 37V36H233ZM264 37V36H263ZM119 38V37H118ZM180 38V37H179ZM248 38H250L249 36H248ZM254 38V37H253ZM54 39V38H53ZM62 39H64V41H66L67 39H69V38H65L64 36H63V38ZM66 39V40H65ZM132 39V38H131ZM181 39V38H180ZM240 39H243V38H241L240 37ZM245 39V38H244ZM256 39H257V37H256ZM60 40V39H59ZM120 40V39H119ZM227 40V39H226ZM263 40V39H262ZM36 41V40H35ZM76 41V40H75ZM123 41V44L124 45H126L127 43L125 42V41H127V40H121V42ZM182 41V40H181ZM18 42H20V40L18 41ZM17 42V43H18ZM30 42V41H29ZM50 42H52V41H50ZM78 42H77V44H78ZM125 42V43H124ZM229 42V41H228ZM239 42V41H238ZM247 42V41H246ZM257 42V41H256ZM55 43V42H54ZM60 43H62V42H60ZM75 43V42H74ZM178 43H180V42H178ZM237 43V42H236ZM243 43H244V41H243ZM26 44V43H25ZM63 44V43H62ZM76 44V43H75ZM241 45H242V43H240ZM133 45V44H132ZM186 45H187V43H186ZM229 45V44H228ZM239 45V44H238ZM238 45H236V46H238ZM251 45V44H250ZM256 45V44H255ZM262 45V44H261ZM63 46V45H62ZM130 46V45H129ZM129 46H125L124 48L123 47H121V49L122 50H124V49H126V50H124L123 52H125V54H128V51H127V49L129 48ZM179 46H181L180 44H179ZM232 46V45H231ZM240 46V45H239ZM254 46V45H253ZM28 47V46H27ZM126 47H128V48H126ZM183 47V46H182ZM181 47V48H182ZM185 47V46H184ZM242 47H244V44H243V46ZM242 47H240V48H242ZM245 47H247L246 46V44H245ZM19 48V47H18ZM68 48H67V50H66V48L63 50V51H65V52H63L62 53V50H61V56L62 57H64L65 58V63L60 67L61 69L63 68L64 70H66V73L67 72H69V70L67 71V69H65L64 67L66 66V68H68L69 67V69H73L74 71H76V68H77V70H78V68L80 67H74V68H72V66H73V63H74V61H75V59L74 58H71L70 56H69V51H70V49H69V51H68ZM77 48L78 49H80V50H77ZM120 48V47H119ZM131 48V47H130ZM186 48V47H185ZM255 48V47H254ZM58 49V48H57ZM120 49V50H121ZM132 49V48H131ZM229 49V48H228ZM237 49V48H236ZM248 49V48H247ZM23 50V49H22ZM25 50V49H24ZM35 50V49H34ZM122 50H121V52H122ZM240 50V49H239ZM249 50V49H248ZM58 51H59V49H58ZM57 51V52H58ZM84 51V52H83ZM103 51V50H102ZM126 51H127V53H126ZM130 51V50H129ZM181 51V50H180ZM17 52H18V50H17ZM24 52V51H23ZM60 52V51H59ZM75 52H74V54H75ZM100 52V51H99ZM120 52V54H123V56L125 55L124 53H121ZM183 52V51H182ZM238 52V51H237ZM254 52V51H253ZM33 53V52H32ZM65 53V54H64ZM70 53V54H71ZM187 53H188V51H187ZM239 53V52H238ZM249 53V52H248ZM256 53V52H255ZM262 53V52H261ZM15 54H17V53H15ZM21 54V53H20ZM23 54V53H22ZM28 54H29V52H28ZM57 54V53H56ZM59 54V56H60V53H58ZM130 54V53H129ZM128 54V55H129ZM178 54H179V52H178ZM183 54V53H182ZM227 54V53H226ZM250 54V53H249ZM248 54V55H249ZM264 54V53H263ZM54 55V54H53ZM127 55V57H129ZM132 55V54H131ZM184 55H185V52H184ZM190 55V54H189ZM224 55H225V53H224ZM58 56V55H57ZM58 56V57H59ZM60 56V57H61ZM79 55H76V57H78ZM187 56V55H186ZM228 56V55H227ZM252 56V55H251ZM257 56V55H256ZM264 56V55H263ZM28 57V56H27ZM125 57V56H124ZM189 57V56H188ZM224 57V56H223ZM243 57H244V50H243ZM243 57H241L243 60V62H245V57L243 58ZM250 57V56H249ZM254 57V56H253ZM19 58V57H18ZM23 58V57H22ZM83 58V59H82ZM102 58V59H101ZM181 58H182V56H181ZM185 58V57H184ZM184 58H183V60H184ZM21 59V58H20ZM60 59V58H59ZM62 59V58H61ZM125 59V58H124ZM128 59V58H127ZM131 59V58H130ZM186 59V58H185ZM224 59H226V58H224ZM264 59V58H263ZM26 60V59H25ZM174 60V59H173ZM236 60V59H235ZM250 60V59H249ZM252 60V59H251ZM77 61V60H76ZM78 61H79V59H78ZM77 61V62H78ZM84 61H83V63H84ZM186 61V60H185ZM188 61V60H187ZM223 61V60H222ZM241 61V62H242ZM248 61V60H247ZM254 61V60H253ZM36 62H37V60H36ZM60 62V61H59ZM130 62H132L131 60L129 61V63ZM191 62V61H190ZM251 62V61H250ZM249 62V63H250ZM256 62V61H255ZM133 63V62H132ZM132 63H131V65H132ZM240 63V62H239ZM246 63V62H245ZM248 63V64H249ZM257 63V62H256ZM79 65H81L80 63H78ZM110 64V63H109ZM184 64V63H183ZM185 64H187V62L185 63ZM194 64V63H193ZM241 64V63H240ZM247 64V65H248ZM35 65V64H34ZM181 65V64H180ZM190 65V64H189ZM252 65V64H251ZM262 65V64H261ZM20 66H21V64H20ZM84 66H85V63H84ZM186 66V65H185ZM190 66H193V65H190ZM238 66V65H237ZM243 66H245V65H243ZM260 66V65H259ZM112 67V66H111ZM124 67V66H123ZM133 67H134V65H133ZM178 67V66H177ZM183 67H184V65H183ZM242 67V66H241ZM25 68V67H24ZM60 68H58V70L60 69ZM83 68V67H82ZM85 68V67H84ZM122 68V67H121ZM190 68V67H189ZM233 68V67H232ZM109 69H110V67H109ZM244 69V68H243ZM63 70V71H64ZM80 70V69H79ZM78 70V72H77V74L76 75H79V77L80 76H83L82 74L80 75V74H78L79 72H81V70L79 71ZM133 70V69H132ZM136 70V69H135ZM142 70V69H141ZM182 70H184V69H182ZM235 70V69H234ZM238 70V69H237ZM245 70V69H244ZM259 70H261V69H259ZM56 71V70H55ZM62 71V72H63ZM72 71V70H71ZM73 71V72H74ZM87 71V70H86ZM111 71V70H110ZM181 71V70H180ZM186 71H188V70H186ZM191 71H193V70H191ZM242 71V70H241ZM246 71H248L247 70V67H246ZM76 72H74V73H76ZM88 72V71H87ZM189 72V71H188ZM195 72V71H194ZM234 72V71H233ZM23 73V72H22ZM33 73V72H32ZM36 73V72H35ZM55 73V72H54ZM58 73V72H57ZM64 73V72H63ZM83 73V72H82ZM92 73V74H93ZM116 73V72H115ZM129 73V72H128ZM181 73H183V72H181ZM190 73V72H189ZM192 73V72H191ZM240 73H242V72H240ZM263 73V72H262ZM125 74V73H124ZM184 74H186V72L184 73ZM193 74V73H192ZM195 74V73H194ZM232 74V73H231ZM261 74V73H260ZM70 75H72V73H70ZM74 75V74H73ZM72 75V76H73ZM85 75H87V74H85ZM89 75V74H88ZM87 75V76H88ZM123 75V74H122ZM180 75V74H179ZM191 75V74H190ZM240 75V74H239ZM243 75H245L244 73H243ZM251 75V74H250ZM29 76V75H28ZM118 76V75H117ZM198 77H199V75H197ZM245 76H247V75H245ZM259 76V75H258ZM257 76V77H258ZM26 77V76H25ZM65 77V76H64ZM66 77H69L68 75L66 76ZM73 77H75V76H73ZM73 77H72V79H73ZM95 77V76H94ZM182 77V76H181ZM192 77V76H191ZM230 77V76H229ZM237 77V76H236ZM248 77V79L250 78L249 76H247ZM61 78V77H60ZM78 78V77H77ZM92 78V77H91ZM119 78V77H118ZM121 78V77H120ZM138 81H135V79ZM253 78V77H252ZM251 78V79H252ZM260 78V77H259ZM263 79H264V77H262ZM35 79V78H34ZM64 79V82H65V78H63ZM80 78H78V80H79ZM86 79H87V77H86ZM121 79H123V77L121 78ZM187 79H189V78H187ZM191 79H193V78H191ZM198 79V78H197ZM240 79V78H239ZM243 79V78H242ZM241 79V80H242ZM258 79V78H257ZM66 80H67V78H66ZM69 80V79H68ZM74 80H76V78L74 79ZM74 80H72L71 82H73ZM124 80V79H123ZM80 81V80H79ZM89 81V80H88ZM87 81V82H88ZM91 81H93V79L91 80ZM244 81V80H243ZM262 81V80H261ZM260 81V82H261ZM264 81V80H263ZM59 82V81H58ZM68 82H70V80L68 81ZM75 82V81H74ZM76 82H78L77 80H76ZM75 82V83H76ZM81 82V81H80ZM80 82H78V83H80ZM128 82V81H127ZM137 82V83H136ZM197 82V81H196ZM199 82H200V80H199ZM234 82V81H233ZM239 82H241V81H239ZM30 83V82H29ZM63 83V82H62ZM62 83H60V84H62ZM77 83V84H78ZM119 83H121V84H119ZM146 83V82H145ZM182 83V82H181ZM187 83V82H186ZM202 83V82H201ZM237 83V82H236ZM244 83V82H243ZM34 84H35V82H34ZM60 84H58V85H60ZM70 84H72V83H70ZM84 84V83H83ZM88 84V83H87ZM87 84H85V85H87ZM134 84V85H135ZM204 84V83H203ZM238 84V83H237ZM241 84V83H240ZM253 84V83H252ZM119 85V86H118ZM128 85H129V83H128ZM134 85H132L133 86V90H137V89H139V88H137L136 87V89H135V87H134ZM195 85V84H194ZM259 85V84H258ZM66 86V85H65ZM77 86V85H76ZM76 86H74V87H76ZM78 86H80V85H78ZM77 86V87H78ZM81 86H82V83H81ZM131 86V87H132ZM190 86V85H189ZM192 86V85H191ZM196 86V85H195ZM194 86V87H195ZM242 86V85H241ZM256 86H257V84H256ZM261 86V85H260ZM72 87V86H71ZM76 87V88H77ZM119 87H121V88H123V90H122V92H121V89L119 88ZM125 87V86H124ZM126 87H128V86H126ZM200 87V86H199ZM231 87V86H230ZM239 87V86H238ZM245 87V86H244ZM254 87V86H253ZM35 88V87H34ZM73 88V87H72ZM144 89L143 91H142V89ZM146 88V89H145ZM188 88V87H187ZM196 88V87H195ZM203 88V87H202ZM241 88V87H240ZM249 88V87H248ZM257 88V87H256ZM255 88V89H256ZM54 89V88H53ZM66 89H68V88H66ZM120 89V90H119ZM228 89V88H227ZM260 90H258V92H259V94H260V99H261V103H262V114H263V116H264V84H263V87L261 86L260 88H259ZM70 90V93L72 92V93H74L72 90H74V89H72L71 90V88L69 89ZM191 90V89H190ZM193 90V89H192ZM196 90V89H195ZM233 90V89H232ZM232 90H230V91H232ZM37 91V90H36ZM35 91V92H36ZM67 91V90H66ZM129 93H132L133 91H132V88H130L129 89ZM201 91V90H200ZM229 91V92H230ZM233 91H235V90H233ZM237 91V90H236ZM34 92V93H35ZM65 92V91H64ZM187 92H192V91H187ZM257 92V91H256ZM69 93V94H70ZM71 93V94H72ZM85 93V92H84ZM125 93H127V92H125ZM71 94H70V97H72L73 96V94H72V96H71ZM254 94V93H253ZM40 95V94H39ZM42 95V94H41ZM78 95H81V94H78ZM77 95V96H78ZM227 95V94H226ZM233 95H234V93H233ZM232 95V96H233ZM148 96H150V95H148ZM190 96V95H189ZM254 96V95H253ZM256 96V95H255ZM35 97H36V95H35ZM67 97V96H66ZM73 97H76L75 95L73 96ZM80 97V96H79ZM229 97V96H228ZM33 98V97H32ZM42 98V97H41ZM40 98V99H41ZM68 98V97H67ZM80 98H82V97H80ZM232 98V97H231ZM234 98V97H233ZM247 98V97H246ZM66 99V98H65ZM42 100H44V99H42ZM251 100V99H250ZM147 101V100H146ZM232 101V100H231ZM246 101V100H245ZM249 101V100H248ZM61 102V101H60ZM75 102V101H74ZM233 102V101H232ZM251 102H253V101H251ZM41 103V102H40ZM235 103V102H234ZM107 104H108V102H107ZM41 105H42V103H41ZM101 105V106H100ZM234 105V104H233ZM235 105H236V103H235ZM240 105V104H239ZM244 105V104H243ZM258 105V104H257ZM231 106V105H230ZM259 106H260V103H259ZM41 107V106H40ZM65 107V106H64ZM68 107V106H67ZM104 107H103V109H104ZM147 107V106H146ZM148 107H149V104H148ZM256 107H258V106H256ZM43 108H44V106H43ZM252 108V107H251ZM260 108H261V106H260ZM42 109V108H41ZM67 109H69V108H67ZM71 109H69L70 111H71ZM100 109V108H99ZM103 109L101 110L102 112H103ZM150 109H152V108H150ZM153 110V109H152ZM242 110V109H241ZM41 111V112H40ZM44 112H46V110H43ZM101 111H99V112H101ZM43 112V113H44ZM102 112H101V116H102ZM240 112V111H239ZM261 112V111H260ZM62 113V112H61ZM69 111L68 112H66V114H67V116L69 117H72V115L73 114H71V112L69 113ZM73 113V112H72ZM74 113H75V111H74ZM244 113H245V111H244ZM251 113H252V111H251ZM250 113V114H251ZM258 113V112H257ZM46 114V113H45ZM71 114V115H70ZM236 114V112L234 113V115ZM239 114V113H238ZM261 114V113H260ZM255 115V114H254ZM253 115V116H254ZM258 115V114H257ZM39 116V115H38ZM43 116V115H42ZM66 116V117H67ZM243 116V115H242ZM252 116V115H251ZM69 117V118H70ZM104 117H106V116H104ZM150 117V116H149ZM153 117V116H152ZM257 117V116H256ZM75 118V117H74ZM74 118H70L69 120H68V118H67V120H68V123H70V122H72L73 123V121H74ZM113 118V115H109L108 116V119L110 120V119H112ZM263 118V117H262ZM40 119H41V116H40ZM43 119V118H42ZM46 119V118H45ZM48 119V118H47ZM54 119H56V121L57 120H59V119H57V118H54ZM54 119H52L53 120V122L51 121V120H48L47 122H49V121H51L50 123H54ZM65 119V118H64ZM145 119H147V120H145ZM258 119V118H257ZM256 119V120H257ZM261 119V118H260ZM259 119V120H260ZM238 120V119H237ZM247 120V119H246ZM254 120V119H253ZM252 120V121H253ZM258 120V121H259ZM263 120V119H262ZM42 121V120H41ZM56 121H55V123H56ZM75 121H76V119H75ZM77 121L76 122H74L75 123V125L77 124ZM86 123H85V122ZM97 121V122H96ZM146 121V122H145ZM60 122V121H59ZM59 122H57L56 124H58ZM117 122V124H119V122L118 121H116ZM42 123V122H41ZM45 123V122H44ZM50 123L49 124H47V125H49V127L51 128L52 127V125H50ZM54 123V124H55ZM73 123V124H74ZM82 123H83V125H82ZM149 123V122H148ZM239 123V122H238ZM244 123V122H243ZM242 123V124H243ZM250 123V122H249ZM253 123V122H252ZM59 124H61V123H59ZM59 124L57 125V126H59ZM63 124V123H62ZM71 124V123H70ZM262 124H263V126H261V127H263V130H264V120H263V122H262ZM108 125V124H107ZM149 125V124H148ZM2 126V127H1ZM72 126V125H71ZM106 126V125H105ZM122 126V127H123ZM258 126H260V125H258ZM3 127H4V129H3ZM48 127V126H47ZM79 127V126H78ZM108 129H109V127L110 126H106ZM112 127V126H111ZM115 126H113V129L115 130V131H117L116 130V128H114ZM255 125H254V129H255ZM44 128V127H43ZM49 128V129H50ZM57 128V132L60 130H58V128L59 127H56ZM105 128V127H104ZM119 128V127H118ZM117 128V129H118ZM247 128V127H246ZM48 129V130H49ZM53 129H54V127H53ZM85 129H87V130H85ZM108 129H106V131H108ZM112 129V130H113ZM120 129V128H119ZM124 129V128H123ZM243 129V128H242ZM257 129H258V127H257ZM256 129V130H257ZM259 129H260V127H259ZM43 130V129H42ZM52 130V129H51ZM112 130H109L108 132H106V131H103V134L104 133H106V134H102V135H100V138H98V140L100 139V142H101V136L103 137V140H104V138L107 140V139H109V140H114V141H116L115 140V138H114V136H111V135H113V134H111L110 132H112ZM149 130V129H148ZM245 130V129H244ZM54 131V130H53ZM56 131V130H55ZM155 131V130H154ZM153 131V132H154ZM259 131V130H258ZM257 131V132H258ZM42 132V131H41ZM45 132H47V131H45ZM61 133H62V131H60ZM60 132H58L59 134H61ZM74 132V131H73ZM254 132V131H253ZM256 132V133H257ZM55 133V132H54ZM57 133V134H58ZM72 133V132H71ZM85 133V134H86ZM108 133V134H107ZM118 133V132H117ZM117 133H115V136H116V134ZM120 133V132H119ZM118 133V134H119ZM261 133V132H260ZM58 134V135H59ZM63 134V133H62ZM75 134V133H74ZM79 134V133H78ZM123 134V133H122ZM149 134V133H148ZM57 135V136H58ZM65 135V134H64ZM89 135L87 136V138L89 137ZM90 135V137L89 138H91V139H89V140H91L90 142L89 141H87L86 140V142L87 143H94V140H93V138H92V136ZM152 135V134H151ZM250 135V134H249ZM257 135V134H256ZM47 136H48V134H47ZM52 137H53V135H51ZM56 135L54 136V137H56L57 138V140H59L58 139V137H57ZM61 136V135H60ZM63 136V135H62ZM78 136V135H77ZM81 136V135H80ZM86 136V135H85ZM93 136V137H94ZM105 136V137H104ZM109 136H111L113 139H110V137ZM119 136V135H118ZM130 135H128V137H129ZM244 136H245V134H244ZM251 136V135H250ZM262 136V135H261ZM52 137H50L51 138V140L53 139ZM96 137V136H95ZM94 137V138H95ZM124 137H126V139L124 138V140L127 142V139H128V137H127V134H125V136ZM149 137V136H148ZM150 137H152V136H150ZM263 137V136H262ZM61 138V137H60ZM70 138V137H69ZM120 138V139H119ZM119 138H117V141H118V139L119 140H121L120 142H125L124 140H122L123 138H122V135L121 136H119ZM247 138V137H246ZM64 138H62V140H63ZM68 139V138H67ZM86 139V138H85ZM128 139V140H129ZM145 140V142H144V144H142L143 142H142V140ZM152 139V138H151ZM263 139V138H262ZM38 140V139H37ZM36 140V141H37ZM48 140V139H47ZM71 140H72V138H71ZM70 140V141H71ZM81 140H82V138H81ZM252 140V139H251ZM66 141V140H65ZM84 141V140H83ZM112 141H110L111 143H109V141H105V143L106 142H108V143H106V144H104L103 143V141L101 142V144L103 143L104 144V146H107V144H108V147L110 148V149H112V148H114L115 146L117 147V149L116 150H118V146L117 145H119V141H118V144H114V143H117V142H112ZM56 142V141H55ZM132 142H127L126 144H125V146L127 145V144H130V143H132ZM0 143V144H1ZM3 143V144H4ZM48 143H50V142H48ZM58 143H60V141H57V144H56V146L58 145ZM62 143H64V142H61V144ZM97 143V145H98V142L95 140V144ZM149 143V144H148ZM261 143V142H260ZM2 144V145H3ZM42 144V143H41ZM54 144V143H53ZM83 144H85L86 145V143H83ZM89 144V145H90ZM95 144H92V146L93 145H95ZM115 146H114V145ZM124 143H122L121 145H123ZM38 145V144H37ZM44 145H46V144H44ZM82 145V144H81ZM89 145H88V147H89ZM97 145H95L94 147H92V146H90V148H92V149H90V148H88V149H90V156H91V154H93V156H91L93 159H92V161H90V164H92L91 165V167H92V169L94 168V165H95V167H97L98 165V163H101V161H103L102 163H106L107 161H110L111 162V160H113V158H110V157H108L109 159L106 161L105 159H103V158H106L105 157V155L109 152V151H111L109 148H105V149H108L107 151V153L105 152V154H104V152H102V153H100L101 151H100V147L98 148V146ZM100 145V144H99ZM110 145V146H109ZM143 145V146H142ZM259 145V144H258ZM263 145V144H262ZM5 146V145H4ZM39 146H41V145H39ZM52 146V145H51ZM56 146H54V149H55V147ZM62 147L64 146V145H61ZM60 146V147H61ZM104 146H102L101 145V149H102V151H103V148H104ZM129 146V145H128ZM145 146H147L151 151H150V154H154L155 156L153 157V163H152V165L151 164H149L150 166H149V170L148 169H144V171H146L145 173H142L143 172V168H144V166L145 165H147L146 164V161L144 160L145 158H148V157H145V158H143L142 156V150L144 151V148H145ZM1 147V146H0ZM6 147H7V144H6ZM9 147H7V148H9ZM78 147V146H77ZM84 146H82L81 148H83ZM115 147V148H116ZM5 148V147H4ZM7 148H6V150H7ZM10 148H9V150H10ZM32 148H34V149H32ZM39 148V147H38ZM44 148V147H43ZM57 148V147H56ZM79 148V147H78ZM80 148V149H81ZM86 148V149H87ZM95 148H97L96 150H95ZM115 148L114 149H112V150H115ZM128 149L130 148V146L129 147H127ZM130 148V149H131ZM160 148V147H159ZM158 148V149H159ZM261 148V147H260ZM260 148H259V150H260ZM0 149H2V148H0ZM36 149H37V147H36ZM35 149V150H36ZM46 149H48V148H46ZM65 149V148H64ZM85 149V150H86ZM87 149V150H88ZM104 149V150H105ZM121 149V148H120ZM118 150V152L119 151H121V150ZM124 149H126V148H124ZM123 149V150H124ZM8 150V151H9ZM56 150V149H55ZM61 150H62V148H61ZM85 150H82V151H84L85 152ZM92 150V151H91ZM116 150H115V153H116ZM255 150V149H254ZM258 150V151H259ZM263 150H264V147H263ZM146 151H147V149H146ZM145 151V152H146ZM261 151V150H260ZM2 152V151H1ZM6 152V151H5ZM38 152V151H37ZM40 152V151H39ZM38 152V153H39ZM45 152V151H44ZM58 154H60L59 152H58V150L56 151ZM62 152H63V150H62ZM66 152V151H65ZM112 152V151H111ZM111 152H109L108 154V156H110V154L112 155L113 153H111ZM159 152V151H158ZM257 152V151H256ZM262 152V151H261ZM7 153V152H6ZM42 153V151L40 152V154ZM46 153V152H45ZM49 153V152H48ZM52 153H55L54 151H52ZM82 153V152H81ZM86 154H87V152H85ZM88 153H89V151H88ZM115 153L113 154V155H115ZM120 153V152H119ZM126 153H123L124 155L126 154ZM147 153V152H146ZM56 155V153L55 154H53L52 156L55 158V156L54 155H56V157L58 156L59 157V155ZM69 154H70V152H69ZM159 154V153H158ZM259 154V153H258ZM36 155H38L37 157H36ZM83 155V154H82ZM81 155V156H82ZM104 156L102 159L103 160H101V157L102 156ZM113 155H112V157H113ZM122 155V154H121ZM156 155H157V157H156ZM61 156V155H60ZM80 156V157H81ZM84 156V155H83ZM88 156V155H87ZM87 156H85V157H87ZM118 156V155H117ZM150 156V155H149ZM161 156V155H160ZM39 158V157H38ZM46 158V157H45ZM49 158V157H48ZM51 158V157H50ZM54 158H52L53 159V164H55L56 165V167H55V165H54V167H51V168H54V169H52L53 171L55 170V169H57L56 171H57V173H58V166H57V159L55 158V160H57L56 161V163H55V160H54ZM68 158V157H67ZM77 158H79V157H77ZM143 158V159H142ZM162 158V157H161ZM160 158V159H161ZM264 158V157H263ZM12 159V160H11ZM76 159V158H75ZM87 159H90V157L89 158H87ZM107 159V158H106ZM159 159V160H160ZM41 160H42V158H41ZM40 160V161H41ZM48 161H49V159H47ZM77 160V159H76ZM82 160H84V159H82ZM82 160H80V161H82ZM119 162L118 163H120L121 162V156H120V158H119ZM162 160V159H161ZM160 160V161H161ZM61 161V160H60ZM151 161V159L149 160V162ZM258 161V160H257ZM264 161V160H263ZM42 162V161H41ZM52 162V161H51ZM92 162V163H91ZM261 162V161H260ZM3 163V164H2ZM4 163H5V165H4ZM39 163V164H38ZM65 163V162H64ZM82 163H83V161H82ZM86 163V162H85ZM84 163V164H85ZM117 163V164H118ZM256 163V162H255ZM47 164V163H46ZM53 164L51 165V166H53ZM88 164V163H87ZM124 164V165H123ZM248 164H249V162H248ZM78 165V164H77ZM89 165V164H88ZM103 164H101L100 166H102ZM109 165H112V163H110ZM109 165H108V162H107V164H105V166H107V167H109ZM257 165V164H256ZM74 166V165H73ZM72 166V167H73ZM79 166H80V164H79ZM87 166V165H86ZM85 165H84V168L86 167ZM99 166V167H100ZM103 167L104 168V170L103 169H101V170H103L104 172H106V170H107V167ZM148 166V165H147ZM258 166H259V164H258ZM257 166V167H258ZM263 166V165H262ZM50 167V166H49ZM69 167V166H68ZM82 167V166H81ZM99 167H97L98 168V170H96V172L98 171V172H101V170H99L100 168ZM114 167V166H113ZM117 167H118V165H117ZM146 167V166H145ZM260 167V166H259ZM264 167V166H263ZM106 168V169H105ZM110 168H111V166H110ZM153 168H155L156 169V166H154ZM161 168V167H160ZM81 169H83V168H81ZM46 170V169H45ZM50 170V169H49ZM71 170H72V168H71ZM84 170V169H83ZM89 170H91V169H89ZM116 170H117V168H116ZM125 170H128V172H125ZM148 170V171H147ZM154 170V169H153ZM152 170V171H153ZM157 170V169H156ZM155 170V171H156ZM259 170H260V168H259ZM258 170V171H259ZM262 170V169H261ZM260 170V171H261ZM43 171V170H42ZM47 171V170H46ZM56 171L54 172L55 174H56ZM66 171V170H65ZM68 171V170H67ZM66 171V172H67ZM94 172H95V168H94V170H93ZM93 171H91V172H93ZM108 171V170H107ZM114 169H112V174H111V172H110V174L112 175H109V174H107L108 172H106V173H103L104 174V180H105V176H106V174H107V177H109V178H107V179H112V181H113V178H114V174L116 173H114ZM69 172V171H68ZM95 172V173H96ZM154 172V171H153ZM152 172V173H153ZM251 172V171H250ZM262 172V171H261ZM42 173V174H41ZM51 174V173H49V174H51L52 176L54 175V177L56 176H58V175H55V174ZM114 173V174H113ZM117 173V174H118ZM155 173H157L158 174V172H155ZM257 173V172H256ZM80 174V173H79ZM84 174V173H83ZM90 174V173H89ZM98 174V173H97ZM96 174V175H97ZM102 174V175H103ZM116 174V175H117ZM118 174V175H119ZM262 174V173H261ZM42 175H43V181H42ZM72 175V174H71ZM78 175V174H77ZM76 175V176H77ZM84 175H86V174H84ZM90 175H93V173L92 174H90ZM89 175V176H90ZM99 175V174H98ZM97 175V180H95V181H99V179H98V176ZM117 175V176H118ZM153 175V174H152ZM151 175V176H152ZM60 176V175H59ZM79 176V175H78ZM94 176V175H93ZM142 176V175H141ZM150 176V175H149ZM158 176V175H157ZM157 176H156V174L155 175H153L152 176V188H151V190L149 191L148 190V194H147V196H145V197H143V200L141 201V198L142 197H140V198H138L140 195H141V191L139 190L138 192H140L139 193V196H136L138 193L136 192L137 191V186L134 188V189H132V191H131V189L128 191L129 192V194L131 195L132 193H134V191L137 193V194H134L137 198H138V200L140 199V201L141 202H139L138 200V204L136 203V205H135V208H136V210L134 209V211L132 212L133 214H134V212H135V218H136V222H135V224L137 225H135V229H133V231H135L134 233H132L133 231L131 230V232H127L126 234H128L129 235V237L127 238V235L125 234L124 236H125V238H127V239H129V241L128 242H130L129 244H130V247L132 246V248H134V250H135V247H136V245L138 244H142V243H144L145 242V245L144 244H142V246H141V248L140 249H142V250H140L139 249V247H136V249H138L137 250V253H136V251L134 252V253H136V254H134V253H132L134 250L131 248V249H129V247L128 246H125V245H129V244H126L125 243V245H121L122 243H119L121 246H122V248L123 247H128V248H126V249H124V250H126L125 252H124V254L126 253V252H129L130 250H132L130 253H132L131 255H133V256H135V257H133V261H134V259H136V256L138 255V254H140L139 253V251L141 252L142 251V253L140 254L141 256H137V257H140V258H138V259H141V257H142V261H141V264H151V262H153L152 260H150V258L153 256V253H152V248H154L155 247V245H157V244H155L154 245V243H155V241L156 240H159V238H163L164 237V233L163 232H165L166 230H164V227L166 226V224L165 223H170L169 225H167V228H172V223H173V230H171V228L170 229H168L167 230V233H165L166 235L168 234V231H170L171 230V232L173 231L174 232V234H175V238H174V234H172L171 232H169V233H171L172 234V237L170 238L169 237V239H166V237H164L167 241H165L164 240V238H163V240H164V242H166L165 243V247H164V250H162L163 251V253H164V255H163V262H161V264H172V262L174 261L173 260V257H174V254H175V251L176 252H178L177 251V249H179V248H177V246H178V243H177V241H178V237L176 238V236L178 235V236H180V233L178 234V231H179V229H181V222L179 221V219H175V221L174 220H172V222H170V221H168L169 220V218H168V216L166 217V213H164V210L166 209L164 206L166 205H164V200L162 199V196H163V187H165V185L164 186H162V184H161V182L159 181V179L157 178ZM50 177V176H49ZM55 177V178H56ZM86 177H88V176H86ZM112 177V178H111ZM239 177H240V175H239ZM242 177V176H241ZM65 178V177H64ZM79 178V177H78ZM77 178V179H78ZM93 178V177H92ZM103 178V177H102ZM101 177H100V179H102ZM117 178V177H116ZM115 178V179H116ZM53 179V178H52ZM60 179V178H59ZM58 179V180H59ZM96 179V178H95ZM118 179H116V181L118 180ZM258 179V178H257ZM54 180H56V179H54ZM58 180H56L55 182L57 183L58 182ZM79 180V179H78ZM119 180L117 181V185L116 186H118V182H119ZM239 180H241V178L239 179ZM102 181V180H101ZM111 181V182H112ZM121 181V180H120ZM132 181H131V183H132ZM135 181V180H134ZM134 181H133V183H134ZM136 181H138V178H137V180ZM236 181V180H235ZM255 181V180H254ZM48 182H49V179H48ZM53 182V181H52ZM81 182V181H80ZM83 182V181H82ZM100 182V181H99ZM99 182L98 183H96V182H94V180H93V182L92 183H96V184H98V185H100V187H101V183H103L104 181H102L100 184H99ZM109 183H110V181H108ZM115 182V181H114ZM125 182V181H124ZM123 182V186L122 187H124V185L125 184H128L129 182H127V183H124ZM261 182V181H260ZM72 183V182H71ZM76 183V182H75ZM88 183V182H87ZM91 183V184H92ZM113 183V182H112ZM136 183V182H135ZM134 183V185H136ZM241 183V182H240ZM248 183V182H247ZM256 183V182H255ZM44 184H45V186L46 187H44V191H40V189H43V188H41V187H43L44 186ZM48 184V183H47ZM51 184V183H50ZM58 184V183H57ZM90 184V185H91ZM95 184V185H96ZM151 184V183H150ZM264 184V183H263ZM42 185V186H41ZM53 185H54V183H53ZM88 185V184H87ZM94 185V184H93ZM92 185V186H93ZM107 186H109V184H106ZM239 185V184H238ZM243 185V184H242ZM245 185V184H244ZM261 185V184H260ZM29 186H30V190H29ZM114 186V185H113ZM112 186V187H113ZM145 186V185H144ZM235 186V185H234ZM237 186V185H236ZM248 186V185H247ZM39 187V188H38ZM48 187H50V186H48ZM55 187H56V184H55ZM105 187V186H104ZM119 187V186H118ZM118 187H115V191H114V194H115V192H117L118 191ZM121 186H120V188H122ZM126 187V186H125ZM124 187V188H125ZM259 187V186H258ZM38 188V189H37ZM54 188V187H53ZM88 188H89V186H88ZM91 188V187H90ZM94 188V187H93ZM98 188V190L99 189H101V188H99V186H97L96 187V189ZM171 188V187H170ZM253 188V187H252ZM47 190H48V188H46ZM54 189H56V188H54ZM85 189V188H84ZM107 189V188H106ZM105 189V190H106ZM116 189H117V191H116ZM123 189V188H122ZM144 189V188H143ZM246 189V188H245ZM28 190H29V192H28ZM63 190V189H62ZM77 190V189H76ZM180 190V189H179ZM247 190V189H246ZM55 191V190H54ZM65 191H66V189H65ZM73 191V190H72ZM87 191V190H86ZM108 191V190H107ZM110 191V190H109ZM147 191V190H146ZM244 191V190H243ZM252 191V190H251ZM254 191V190H253ZM259 191H260V188H259ZM40 193L41 194V198L40 199H38L39 198V196H38V198H37V193ZM52 192V191H51ZM57 192V191H56ZM62 192V191H61ZM100 192H101V190H100ZM99 192V193H100ZM102 192H104V191H102ZM106 192V191H105ZM127 192V193H128ZM132 192V193H131ZM248 192V191H247ZM262 192V191H261ZM29 193V194H28ZM80 193V192H79ZM96 193V192H95ZM110 193H111V191H110ZM113 193V192H112ZM126 193V194H127ZM147 192H143L142 193V195L143 194H146ZM243 193V192H242ZM259 193V192H258ZM264 193V192H263ZM102 194V193H101ZM105 194V193H104ZM103 194V199H104V197H105V195ZM107 194H109V192L107 193ZM239 194V193H238ZM48 195H49V193H48ZM116 195V194H115ZM115 195H113L112 194V196L111 197H113V201H114V198H115ZM118 195V194H117ZM116 195V196H117ZM130 195H128L129 197H132V199H133V194H132V196H130ZM262 195H264V194H262ZM46 196V197H45ZM261 196V195H260ZM45 197V198H44ZM50 197H52V196H50ZM50 197H48V198H50ZM97 197H99L100 198V196H97ZM102 197V196H101ZM124 197V196H123ZM136 197H134V198H136ZM164 197V196H163ZM242 197V196H241ZM244 197V196H243ZM262 197V196H261ZM106 198V197H105ZM117 198H119V199H121V200H123V198L121 197V196H117L116 197V200H117ZM264 198V197H263ZM30 199V198H29ZM37 199L39 200V201H37ZM47 199V200H46ZM72 199V198H71ZM87 199V198H86ZM107 199V198H106ZM131 199V198H130ZM131 199V200H132ZM32 200V199H31ZM52 200V199H51ZM109 200V199H108ZM166 200V199H165ZM169 200V199H168ZM242 200V199H241ZM47 201V202H46ZM96 201H97V199H96ZM118 201V200H117ZM117 201L116 202H111L112 203V206L113 205H115V203H117ZM132 201H135V199H133ZM136 201V202H137ZM243 201V200H242ZM38 202V203H37ZM49 202V203H48ZM77 202V201H76ZM93 202V201H92ZM91 202V203H92ZM121 202H123V201H121ZM120 202V203H121ZM263 202V201H262ZM31 203V202H30ZM40 203L42 204L41 206H40ZM108 203V202H107ZM114 203V204H113ZM39 204V205H38ZM80 204V203H79ZM102 204V203H101ZM110 204V203H109ZM108 204V205H109ZM122 204V203H121ZM121 204H119V205H121ZM69 205V204H68ZM94 205V204H93ZM93 205H91V207L93 206ZM108 205L106 206V205H104L106 208L105 209H107L108 210ZM119 205H115L114 206V209L112 208V206H110L109 205V211H107V210H103L104 212H108V213H106V214H104V215H106L107 217V219H109L110 221H111V219H112V221H113V218H115L114 216L115 215H113V214H115V213H113L112 214V211L110 210L111 208H112V210H115L114 212H116V216H120L121 214L119 213L120 211H122L120 208H119V211L117 210V206L118 207H120ZM138 205V206H137ZM190 205H191V203H190ZM25 206V207H24ZM89 206V205H88ZM87 206V207H88ZM103 206V207H104ZM122 206V205H121ZM50 207V208H49ZM116 207V208H115ZM187 207V206H186ZM31 208V207H30ZM39 208L37 209V210H39ZM42 208H40V209H42ZM100 208V207H99ZM122 208V207H121ZM148 208V210L149 211H146L145 209H147ZM169 208V207H168ZM94 209V208H93ZM188 209V208H187ZM45 210V209H44ZM44 210H42L43 212H44ZM53 210V209H52ZM27 211V210H26ZM49 211V212H48ZM94 212H96L97 210H93ZM92 210H91V212H93ZM167 211V210H166ZM181 211H183V210H181ZM88 212H89V210H88ZM109 212H111L110 214H109ZM186 212V211H185ZM27 213V212H26ZM42 212H40V210H39V215L38 216H40V215H42V217L44 216L43 214H45V213H43V214H41ZM103 213V212H102ZM130 214V215H133V214ZM264 213V212H263ZM22 214V213H21ZM53 214V213H52ZM113 215V218L112 217H110L109 215ZM120 214V215H119ZM24 215V214H23ZM48 216V218L49 217H51V216H53V215H51V216ZM56 215V214H55ZM76 215V214H75ZM75 215H73V216H75ZM81 215V214H80ZM85 215V214H84ZM168 215V214H167ZM180 215V214H179ZM25 216V215H24ZM95 216V215H94ZM111 218H109V217ZM121 216H123V215H121ZM172 216V215H171ZM171 216L169 215V217L171 218ZM96 217V216H95ZM99 217V216H98ZM97 217V218H98ZM174 217V216H173ZM263 217V216H262ZM11 218V219H10ZM15 218V217H14ZM17 218H19V215H18V217ZM45 219H47L46 217H44ZM94 218V217H93ZM100 218V217H99ZM132 218H133V216H132ZM134 218V219H135ZM168 218V220H166ZM178 218V217H177ZM264 218V217H263ZM34 219V218H33ZM45 219H43V221L45 220ZM54 219V217H52L51 218V225L50 226H52V227H54V225H55V223H54V221L56 220H54V221H52ZM90 219V218H89ZM92 219V218H91ZM103 219H104V217H103ZM102 219V220H103ZM104 220V221H108V220ZM117 219V218H116ZM13 220V219H12ZM17 220V219H16ZM25 220V219H24ZM85 220V219H84ZM177 220H178V222H177ZM258 220V219H257ZM263 220V219H262ZM41 221V220H40ZM43 221L41 222V224L43 223ZM49 221H50V219H49ZM81 221V220H80ZM87 221V220H86ZM85 221V222H86ZM114 221H115V219H114ZM117 221V220H116ZM15 221L13 220V223H14ZM18 222V221H17ZM45 222V221H44ZM48 222V221H47ZM100 222V221H99ZM109 222V221H108ZM263 222H264V220H263ZM12 223V224H13ZM19 223H20V221H19ZM50 223V222H49ZM77 223V222H76ZM107 222H105V223H102V224H106ZM113 223V222H112ZM111 223V224H112ZM167 223V224H168ZM261 223V222H260ZM44 224V223H43ZM77 224H79V223H77ZM80 224H82V223H80ZM84 224V223H83ZM109 224V223H108ZM107 224V229L108 228H110V226H111V224L110 225H108ZM164 224H165V226H164ZM15 225V224H14ZM17 225H18V223H17ZM16 225V226H17ZM38 225V224H37ZM44 225H46V224H44ZM84 225H86V223L84 224ZM113 225V224H112ZM180 225V226H179ZM56 226V229L58 230V228H57V224L55 225ZM81 226V225H80ZM83 226V225H82ZM89 226V225H88ZM102 227L103 225H101V223H99V226H97V229H98V227ZM115 227H113L112 226V228H110V229H113V228H115L116 229V227L117 226H119V223H118V225L116 224V225H114ZM121 226V225H120ZM170 226V227H169ZM18 227H19V225H18ZM30 227V226H29ZM42 227L44 228V232L46 231L45 230V228L46 227H44L43 225H42ZM100 227V229H101V231H102V229L103 230H105V228L103 227V228H101ZM78 228V227H77ZM81 228H83L84 229V227H81ZM132 228H134L133 226H132ZM131 228V229H132ZM137 228V229H136ZM167 228H165V229H167ZM186 228V227H185ZM184 228V229H185ZM262 228V227H261ZM10 229V230H9ZM26 229V228H25ZM47 229V231H49L48 230V228H46ZM53 229V228H52ZM87 229V228H86ZM119 229L121 230V228L119 227ZM119 229H116L115 231L118 233L119 231ZM22 230V229H21ZM20 230V231H21ZM31 230V229H30ZM40 230V229H39ZM56 230V232H58ZM85 230V229H84ZM129 230H130V228H129ZM46 231V232H47ZM52 231V230H51ZM50 231V232H51ZM55 231V228H54V230H53V234H55L56 232H54ZM78 231V230H77ZM101 231H98L97 230V232L99 233L100 232V234H98V235H100V236H102V237H104L103 235H102V233H101ZM111 231V230H110ZM110 231H108V232H110ZM85 232V231H84ZM103 232V231H102ZM105 232V231H104ZM103 232V233H104ZM107 232V231H106ZM105 232V233H106ZM49 233V232H48ZM85 233H87V232H85ZM163 233V234H162ZM44 234V233H43ZM58 234H60V233H58ZM58 234H56V235H58ZM109 234V233H108ZM107 234V235H108ZM111 234V233H110ZM122 234V233H121ZM120 234V235H121ZM132 234V235H131ZM79 235V234H78ZM87 235V234H86ZM96 235V234H95ZM97 235V236H98ZM105 235V234H104ZM113 235V234H112ZM117 235V234H116ZM115 235V236H116ZM131 235V236H130ZM41 236V235H40ZM52 236V235H51ZM82 236V235H81ZM91 236H93V234L91 235L90 234V237ZM96 236V237H97ZM123 236V237H124ZM160 236H162V237H160ZM184 236L185 235H183V238H184ZM13 237V236H12ZM45 237H47V236H45ZM59 237H60V235H59ZM59 237H55L54 235H53V238H57V241L55 242L56 244H55V247L58 249V247H61L62 245H61V243H59L60 242V240H61V238L59 239ZM102 237H100L101 238V240H99L98 241V243H96V242H91L92 244H94L95 245V243L96 244H98L99 245V243H102L101 241L103 240V239H105V237L104 238H102ZM108 237H110L109 235L107 236V238L106 239H108L107 241H109L110 240V238H108ZM264 237V236H263ZM49 238V237H48ZM94 238V237H93ZM92 238V239H93ZM97 238H99V236L97 237ZM99 238V239H100ZM112 238H114V235H113V237ZM125 238H120V239H122L123 241H121V242H124L125 240H127V239H125ZM172 238H174V239H172ZM182 238V237H181ZM8 239H10L9 241H8ZM13 239V238H12ZM55 239H54V241H55ZM87 239V238H86ZM89 239V238H88ZM106 239H105V241H106ZM125 239V240H124ZM42 240H48V239H42ZM97 240V239H96ZM116 240V242L118 241L117 240V238L115 239ZM141 240V241H140ZM181 240V239H180ZM20 241V240H19ZM38 241V240H37ZM88 241V240H87ZM95 241V240H94ZM112 242H113V240H111ZM136 241H140V242H136ZM142 241H144V242H142ZM160 241V240H159ZM158 241V242H159ZM162 241V240H161ZM11 242V241H10ZM25 242V241H24ZM53 242V241H52ZM127 242V241H126ZM142 242V243H141ZM157 242V241H156ZM43 243V242H42ZM46 243H49L48 241L46 242ZM60 245H59V244ZM104 244H105V242H103ZM107 243L108 242H106V244L105 245H107ZM115 243V242H114ZM118 243V242H117ZM135 243H137V244H135ZM179 243H180V241H179ZM89 244V243H88ZM104 244H102L103 246H104ZM118 244V245H119ZM181 244V243H180ZM32 245V244H31ZM42 245V244H41ZM59 245V246H58ZM93 245V246H94ZM98 245H97V247H98ZM135 245V246H134ZM137 245V246H138ZM144 245V246H143ZM154 245V246H153ZM18 246V245H17ZM22 246V245H21ZM42 246H44V245H42ZM47 246H48V248H49V244H47ZM102 246V247H103ZM108 246H110V244L108 245ZM108 246H107V248H105V246L102 248V247H100L101 249H102V251H105L106 249V251H108ZM121 246L119 247V248H121ZM7 247V246H6ZM38 247V246H37ZM54 247V248H55ZM158 247V246H157ZM180 247V246H179ZM190 247H191V244H190ZM20 248V247H19ZM47 248V247H46ZM71 248V247H70ZM89 248H91V247H89ZM119 248H117V249H119ZM177 248V249H176ZM17 249V248H16ZM38 249V248H37ZM53 249V248H52ZM61 249V250H60ZM59 250H57V251H60V253L58 254V255H60V258H61V256L64 254H62L61 253V251H64L63 249H62V247L60 248ZM91 249H93V248H91ZM94 249H95V247H94ZM43 250V249H42ZM123 249H121V251L120 252H123L122 251ZM156 250V249H155ZM5 251V250H4ZM24 251V250H23ZM51 251V250H50ZM90 251V250H89ZM93 251V250H92ZM98 251H100L99 249H98ZM105 251V252H106ZM18 252V251H17ZM53 252V251H52ZM52 252H51V255H52ZM65 252V251H64ZM153 252H155V251H153ZM20 253V252H19ZM99 253V252H98ZM158 253V252H157ZM161 253V252H160ZM8 254V253H7ZM6 254V255H7ZM31 254V253H30ZM33 254V253H32ZM44 254V253H43ZM54 254V253H53ZM57 254V253H56ZM127 254H129V253H126V255ZM178 253H176L175 255H177ZM9 255V256H10ZM20 255V254H19ZM65 255V254H64ZM152 255V256H151ZM187 255V254H186ZM39 256V255H38ZM55 256H57V255H55ZM185 256V255H184ZM2 257V256H1ZM0 257V258H1ZM3 257H5V256H3ZM2 257V258H3ZM52 257H53V255H52ZM63 257V256H62ZM155 257V256H154ZM6 258H7V256H6ZM47 258V257H46ZM49 258V257H48ZM59 260H60V258L59 257H57ZM66 258L67 257H63V259H61V260H63L64 261V263H63V261H61V263L62 264H66L65 262H66ZM96 258V257H95ZM175 258V257H174ZM51 259V258H50ZM50 259H49V261H50ZM138 259H136V260H138ZM151 259H153V258H151ZM14 260V259H13ZM36 260V259H35ZM51 260H53V258L51 259ZM57 260V259H56ZM59 260H57V261H59ZM127 260V259H126ZM129 260V259H128ZM149 260L151 261V262H149ZM183 260V259H182ZM187 260H189L188 258H187ZM176 261V260H175ZM1 262V261H0ZM11 262V261H10ZM19 262V261H18ZM128 262V261H127ZM135 262H139V263H135V264H140V261L138 260V261H135ZM13 263V262H12ZM51 263V262H50ZM55 263H57V262H55ZM55 263H52V264H55ZM60 263V261H59V264H61ZM134 263V262H133ZM154 263V262H153ZM157 263V262H156ZM127 264V263H126ZM132 264V263H131ZM182 264V263H181ZM186 264V263H185Z\"/></svg>","mask_w":264,"mask_h":264}]
</instances>
